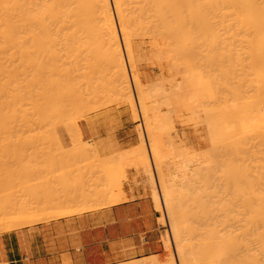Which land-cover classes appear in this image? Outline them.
<instances>
[{"label": "rangeland", "instance_id": "374dc122", "mask_svg": "<svg viewBox=\"0 0 264 264\" xmlns=\"http://www.w3.org/2000/svg\"><path fill=\"white\" fill-rule=\"evenodd\" d=\"M203 1V0H202ZM206 1V3H205V5L207 6L209 3L211 4V3H213V5L215 6V9H214V7L212 8L211 7V5H210V11H209V7H207L208 9H206V10H208V12L209 13H206L207 15L208 14H210L211 13V11H212V14H211V16L213 15V13H214V15L212 16V18H211V16L209 15V17L207 16V18H211L210 19V22H208L209 21V19H207V20H205V24H204V27H205V29H208L209 28V26H211V28L214 30V32L212 31V29L210 30V29H208V32H210V34H208L206 31H204V29H202L203 31H204V33H202V32H200V34L202 33L203 35L205 34V32H206V34H205V36L207 35V37L206 38H208V35H211L212 33H214V34H216V36H214L213 37V34L211 35L213 38H209V39H211V42H209L208 43V41H209V39H207L208 41H205L206 40V38H204L203 36H202V38H204L203 40H202V38L200 39V42L198 41V39L197 38H195V41L196 42H194L193 40H194V38L189 42L188 40H189V37H187V28H184L183 27V25L182 24H180L181 26H179V25H177V20L175 21L174 19H172V20H174L173 22L171 21V23H172V26H173V29H175L174 30V32H175V35L174 34H172V37H173V35L175 36L174 37V39L172 40V41H170L171 39H172V37L170 36L169 37V39H168V37L167 38H165V36L164 35H162V34H164L163 32H161L162 34V36H163V38L162 37H158V35L160 34V32H158V33H156V31L157 30H159V29H161V28H156L157 30L155 31V28H154V32H153V27L151 26V24H149V23H152V21L154 22V23H157V24H159V26L158 27H160V23H158V22H160V21H157V22H155V20H157V19H154V18H150V20H148V19H146V20H148V21H151V22H146V20L145 19H142V21L141 22H139V24H138V22L137 21H135V23L137 22V24H133L134 22H131V24L129 23V24H127V25H130L126 30H127V32L128 33H126V30H125V32L123 33V34H126L125 36H127V39L128 40H126L125 42L127 43L128 42V44L129 45H131V49H133V54H134V56H132V55H130V54H128L129 52H127L126 51V48H127V46H126V43L124 42V37L125 36H123V34L121 33V26H119L120 25V23L118 22V20H117V18H116V15H115V13H114V8H113V3H112V0H110V4H111V6H112V11H113V14H114V23H115V25H116V30L118 31L117 32V37H118V43H120L119 44V48H120V52H121V55H122V59H123V62H124V67H125V71H126V74H127V77H128V79H131V76H134L135 74L136 75H140L139 77H140V79L142 80V81H140V83H141V85H142V87L144 88V91H145V88H146V90H148L146 93L148 94H146V99H147V96H150L149 98H148V100H146L147 101V104H151V105H149L150 107V109L148 110L149 112L147 113V114H144L145 116H147V119H153L154 117H156L157 119L158 118H161V119H158V121L159 122H161V120L162 119H164L165 118V116H166V118L164 119V120H162L163 122L166 120L168 123H162L163 125H165V126H163V127H159V128H156V132H157V136H158V138H159V141H160V143H159V146L161 147V150L163 149V151L165 150V152H166V156H167V154H168V156L170 155V156H173V154L175 155V153L177 152V154L178 155H176V156H179L180 154V156L182 157V155L186 152V153H191V155L192 156H194V157H196L195 159H194V157H193V159H194V162L195 161H197V162H195L196 164H194L193 163V161H192V164H191V169H189V173H191V171H192V169H194V173L195 174H193V172L191 173L192 174V177H194V180H195V182L193 183V185L191 184L192 182H190L191 181V178H189V174H187L188 175V180L187 181H185V182H187L186 184H188V183H190L191 184V186L192 187H195L196 189H195V191L197 192V188H199V190L200 191H198V192H200L199 194H201L202 196H200V197H202V198H204V196L205 195H210V196H208V197H213L214 196V193L216 192L217 193V189L216 188H214V189H212V191H213V193L212 192H210L211 190V188H213V186L215 185V187H216V184H217V188L219 189V190H221L222 188H220V186L218 187V185L220 184H224V183H226L225 182V180H227L225 177H226V175L225 176H223L222 174H224V172L222 171L223 169H224V167H222V164H226V166L228 165L227 163L230 161L228 158H229V154H227V156H228V160L229 161H226L225 162V160L223 159V161L221 160L223 157H221L220 156V151H224L225 149H223L224 147H222V145L221 144H223L225 141L224 140H226V143H231V145H230V147L232 146L233 148L232 149H234L235 147H234V145H236V144H238V146H239V143H240V141H241V144L243 143V145L242 146H244V151H245V153L243 152V150H241L242 148H241V146L239 147L240 148V151H235L236 150V148L238 147L237 145H236V148H235V150H233L234 152H236V154L238 153L239 155H237V156H239L240 158H238V157H236V158H238V159H240L241 160V157L242 156H244V157H242V160H246L247 161V163L248 164H250V162L252 161V162H254L255 163V161H257V159L258 160H260L259 159V155L258 154H260V151H262V153L264 152V150L262 149L261 150V148H263L260 144H264L263 142H260V144H257L258 143V140L256 139L257 137L259 138V136H257V134L256 133H254L253 134V130H255L253 127H256V126H258V127H256V130H258V131H261V130H264V128L262 129V127H261V130H260V127H259V125H260V123H262L261 122V120L262 119H260V120H258L259 122V124H255L256 122H257V119H259L260 117L261 118H263V120H264V110L261 108V110H259V107H261V105H263L262 103V101H263V95H264V93L263 94H261L262 95V97L260 96V93H256L258 96H260L261 98V100L260 99H257V97H256V99L259 101H261L260 103H261V105H260V103L259 104H256V107H257V105H259L257 108H256V111H257V109L259 110V113H257L256 111H253V109H248L247 108V102L252 98L251 97V95L253 94V93H255V91L253 90V88H255V85H253V83H251V82H249V81H246V80H253L254 79V77H255V75H254V77H251V75H252V73H254V74H256L257 72H258V69L257 68H255L254 70H255V72H251L250 71V74L251 75H249V74H247L248 72H246V71H248V70H250L249 68H247V67H250V65H252L251 67H253V64H254V61H255V58H254V61L252 60V63H248V62H250L251 60H247L248 58L249 59H253V56H248L249 54H250V51H252L251 49H249L250 51H248V48H250V46L249 45H247V42H248V44H249V40L248 39H251V38H247L248 36H245V38H244V40H247L246 41V43H245V41H244V46H243V49H242V42H243V38L240 40H238V38H241V37H243V36H240V35H238V37L236 36V37H234V38H232V44L233 43H236V44H231L234 48H232V46L230 45V47L234 50H232L233 52H231V48H229V45H228V43H227V45H226V50L227 51H229V54L231 55V57L233 56V57H235V55H236V57H239V59H244L245 60V62H242V60H241V62H239V60L237 61V59L238 58H233V61H234V59H235V62H234V64L232 63L233 61L232 60H230L231 58H228L227 60L222 56L224 53H222V52H219V49H221V47H222V44H220V42L221 41H219V40H222V39H225V41H230L231 39H229L228 40V38L226 37H220V34L219 33H217L218 31H220V26H219V23H220V20H218V19H220L219 17H220V14L219 15H217V13H219V12H217L218 11V9L217 8H220V6L221 5H219V3L220 2H218V0H205ZM209 2V3H208ZM204 5V2L202 3V6ZM212 5V6H213ZM209 6V5H208ZM202 8H206V7H202ZM206 10H205V12H206ZM217 10V11H216ZM214 11V12H213ZM220 11V10H219ZM204 12V13H205ZM217 12V13H216ZM219 16V17H218ZM145 20V21H144ZM144 22L145 23H147V24H144ZM174 22H176L175 24H173ZM188 22V21H187ZM207 22L208 23H210L209 25H208V28L206 27L207 26ZM180 23V22H179ZM178 23V24H179ZM184 23V22H183ZM141 24V25H140ZM142 24H144L143 26H142ZM153 24V23H152ZM136 25V27H133V26H135ZM137 25H139V26H141V27H137ZM145 25H148V27H146ZM176 25H177V27H176ZM185 25H189L188 23H186ZM133 27V30H136L137 29V31H136V34H138V36L133 32V34H135V35H133L132 34V27ZM151 26V27H150ZM153 26L154 27H156L157 25H155V24H153ZM203 26V25H202ZM121 27V28H120ZM145 27V28H144ZM150 27V28H149ZM136 28V29H135ZM138 28H140V31L142 30V32H143V34L144 35H142V33L140 32V31H138L139 29ZM141 28H143V29H141ZM149 28V29H148ZM131 29V30H130ZM145 29L147 30V31H145ZM201 30V31H202ZM149 31H150V34H153V35H150L149 34ZM197 31V30H196ZM138 32V33H137ZM145 32H146V35H145ZM153 32V33H152ZM197 32H199V31H197ZM212 32V33H211ZM129 34H132V35H129ZM141 34V35H140ZM158 34V35H157ZM195 34H197V33H195ZM217 34H219V36H217ZM148 35H150V36H148ZM156 36V38H155V36ZM82 36H84V37H82ZM81 37L78 35V36H75L76 38H81V42H82V39H83V41L85 42V43H87V41L88 40H86L85 41V39H92V38H94V36L93 37H91L90 35H88L87 36V38H86V34H83ZM131 36V37H130ZM151 36H153V37H151ZM168 36V35H167ZM240 36V37H239ZM19 37V36H18ZM29 37V36H28ZM28 37H24V39H23V37L20 39V38H17V36L16 37H13L12 39H14V40H16V41H18L19 39V41H21L22 40V42H23V40H25V44L27 45L26 46V48L27 47H29V45L30 44H32L31 42L32 41H35V39L32 37V36H30L29 37V39H28ZM59 37H61V36H59ZM75 37H73V38H71V40L70 41H72V39H73V43H74V38ZM179 37H180V39H179ZM194 37H197V36H194ZM210 37V36H209ZM217 37V38H216ZM219 37V38H218ZM250 37V36H249ZM56 40L58 39V36L56 37H54ZM53 38V41L55 40ZM96 38V37H95ZM126 38V37H125ZM165 38V39H164ZM171 38V39H170ZM192 38V37H191ZM200 38V37H199ZM231 38V37H230ZM247 38V39H246ZM31 39H34V40H31ZM38 39H40V38H38ZM61 39V38H60ZM63 39H64V37H63ZM91 39H90V45L88 44L89 43V41H88V45L87 46H89V48L87 47V46H85V50H87V49H90V47H91V45L94 47V44H93V42H95L96 41V39H94L93 40V42H91ZM154 39H157L158 41L156 42V40H154ZM160 39V40H159ZM197 39V40H196ZM217 41V42H215V43H213V45L214 46H212L211 45V43H212V41L214 42L215 40ZM31 40V42H29L30 44H28V42H26V41H30ZM62 40V39H61ZM65 40V39H64ZM69 40V39H68ZM149 40V41H148ZM166 42H165V41ZM185 40H187V41H185ZM236 40V41H235ZM59 40H57V42L56 41H54V44H59L60 45V47H61V49L62 48H64V46H63V44H62V42H64V41H60V42H58ZM66 41V40H65ZM76 41H78L79 42V40H76L75 39V42ZM148 41V42H147ZM152 41H155V42H152ZM170 41V42H169ZM206 44V46H204L203 47V42ZM238 41H240L241 42V44H240V42H238ZM69 42V41H68ZM78 42H77V45H78ZM160 44H159V43ZM164 42H165V44H164ZM175 42V43H174ZM187 42V43H186ZM191 42H194L193 43V46L195 47V43H196V45L198 46V49H200L199 48V45H200V47L202 48L201 50H203V52L200 50V51H198V52H196V53H199V52H202L201 54V56L200 57H202L205 53H207L208 52V54L209 55H204L202 58H200V59H198L197 61H196V58H192V59H195V60H192V62H194V63H197V65H198V61L199 60H204V62L206 61H208L209 63L212 61V60H214L215 59V61H212L210 64H212L213 63V65H214V67H213V65H211L213 68H214V70H213V68H207L206 69V71L204 72V70L205 69H202L203 70V73H205V74H203L202 75V70H200L201 69V67L200 66H198V67H200V68H198L197 67V65H196V67L198 68V69H196V67H194L193 69L191 68V67H189L190 68V70L191 71H189L190 72V74H186V72L184 73L183 71H185L186 69H187V71L189 70V68H186L185 69V65H186V63H190V61H188L189 60V54L190 53H188V52H190V47H192V43ZM62 44V46H61V44ZM96 43V42H95ZM101 44H103V42L101 41L100 42ZM150 43V44H149ZM152 43V44H151ZM158 44V45H156V44ZM164 45H162V44ZM203 43V44H202ZM225 43V42H224ZM229 43H231V42H229ZM56 44V45H57ZM82 44V43H81ZM127 44V45H128ZM155 44V45H154ZM171 44V45H170ZM191 44V45H190ZM209 44V45H208ZM218 44V45H217ZM221 45V47H219L220 45ZM55 45V46H56ZM84 45V44H83ZM162 46V48H161V46ZM166 45H167V47H166ZM190 45V46H189ZM207 45H208V48H207ZM224 45V44H223ZM235 46L236 47H238V46H240V47H238L237 49L235 48ZM9 49H11V47L10 46H7ZM7 47H5L6 48V50H3V48H1L0 50H3V52H0V57H1V60L4 58V57H9L10 55H11V50H12V58L11 59H8L7 57V59L6 58H4L5 60H3L5 63L7 62L6 60H8L9 62H7V66L6 67H8V64L10 65V64H12L11 66H13L12 68H16V69H13L12 70V68L11 67H9L10 69L8 70V68L7 69H4L3 67L5 66V65H3V61H1L0 60V69H2L1 71H2V73L3 72H5L4 73V75L1 73V71H0V80H3V79H7L6 80V83L4 82L3 84L5 85V87H4V85L2 84V82L0 83L1 85H0V102H1V100H2V97L3 96H5L4 94V92H7V96L6 97H4L3 98V100H2V104L3 105H6V102L7 103H9V100H11V98H13L14 96L13 95H15L16 93H17V87H18V85H19V87H18V90L19 91H23L22 93H27V92H24V91H26V89H24V88H27L26 87V84H27V82L28 81H30L31 80V78L30 77H33V75H34V73H36L37 75L38 74H40L41 72L40 71H37V72H40V73H37V72H34V67H32V65H30V62H29V60L27 61L26 59H25V57L27 58V56L29 55V53L28 54H24L23 52L25 51V49H21L20 47L21 46H13L12 47V49L9 51V49H7ZM22 47H23V45H22ZM32 47V46H31ZM60 47L58 48V46L57 47H55V49H54V52H53V54H50L52 57H53V59H52V61L54 60V61H56L55 60V58L54 57H56V59H58V57L60 56V58L61 57H63V60H62V58H61V60L59 59V60H57L58 62L60 61V62H63V61H65L66 62V66L64 65L63 67H62V70L60 69V70H56L55 71V69L53 70V69H51V72H48V73H50L53 77L54 76H56L55 78L56 79H61L60 78V76L58 77L57 75H58V73L59 72H61V71H64L65 73L66 72H69L68 71V69L69 70H72L74 67H73V65H72V63H70V66H69V63H67V62H70L71 60L72 61H74L75 59H76V57H77V59L75 60V62L77 61L78 63H79V61H80V64L79 65H83V64H81V63H84L83 62V60L85 61H88L89 62V60L91 61L93 58H91V59H80V57L81 58H83V57H85L86 58V56L87 57H89V52L91 51V50H93L92 49V47H91V49L90 50H88V51H85L84 49H83V47H82V45L80 46V48L82 47V49L81 50H79V52H78V54L80 55V53H81V55H80V57L79 56H76V55H78V54H74L73 55V53L72 52H69V51H66V48H64L65 49V51H61L60 53H62V52H66L67 53V55H66V53H62V54H65L66 56H64V55H62V54H57V53H59V51L61 50L60 49ZM102 48L104 47L103 45L101 46ZM189 47V48H188ZM192 48L194 51H197V50H195V49H197L196 47L195 48ZM210 47V48H209ZM246 47H248V48H246ZM33 48V47H32ZM31 48V49H32ZM144 48V49H143ZM166 48V49H165ZM167 48H168V50H167ZM170 48V49H169ZM211 48H213V49H211ZM223 48V47H222ZM240 48V49H239ZM18 49H21L20 50V52H19V50ZM56 49H57V51H56ZM105 49V48H104ZM139 49V50H138ZM142 49V50H141ZM161 49L164 51V53L161 51ZM175 49V50H174ZM192 49H191V51H192ZM63 50V49H62ZM129 50V49H128ZM166 50V51H165ZM207 50V51H206ZM209 50V51H208ZM214 52H213V51ZM216 50V51H215ZM218 50V51H217ZM222 51L224 50V48L223 49H221ZM226 50H224V52H226ZM237 50H239V51H237ZM248 52H246V51ZM8 51L10 52V54H9V56L5 53V52H7L8 53ZM29 51L31 52V50H30V48H29ZM42 51V50H41ZM41 51H40V53H41ZM57 53H56V52ZM78 51V50H77ZM184 51V52H183ZM194 51H192V53H194ZM205 51V52H204ZM235 51H237L236 53H235ZM241 51H243V52H241ZM25 52H27V49H26V51ZM32 52H33V50H32ZM31 52V53H32ZM34 52H36V51H34ZM33 52V53H34ZM45 53H43L44 55H46V51H44ZM85 52V53H84ZM167 52V53H166ZM216 52V53H215ZM219 54H218V53ZM242 53V54H240V53ZM244 52H246V53H244ZM32 53V54H33ZM39 53V52H38ZM40 53L38 54V55H36L35 57H40L41 55H40ZM48 53H50V52H48ZM54 53L55 54H57V56H54ZM68 53H69V55H68ZM70 53H72L71 55H73L74 57H75V59H74V57L73 58H69V57H71L70 56ZM82 53H83V55H82ZM162 53V54H161ZM166 53V54H165ZM196 53H194V54H196ZM204 53V54H203ZM212 53V54H211ZM214 53V54H213ZM221 53H222V55H221ZM252 53H253V55H254V52L252 51ZM22 54H24V55H22ZM36 54V53H35ZM34 54V55H35ZM42 54V53H41ZM87 54V55H86ZM91 55H90V57L92 56V54H93V52L92 53H90ZM211 54V55H210ZM228 54V55H229ZM239 54V55H238ZM4 55H6V56H4ZM26 55V56H25ZM34 55H32L33 57H34ZM50 55H47V56H49V57H47L46 56V58L42 55V57H44V60H46V59H50ZM59 55V56H58ZM84 55H86V56H84ZM99 55H103V53H101V54H99ZM167 55V58L165 57ZM187 55V56H186ZM199 55H200V53H199ZM213 55V57H211ZM221 56V57H223L222 59H219V57L217 56L216 58L218 59V60H216V58L214 57V56ZM229 55V56H230ZM250 55H252V54H250ZM3 56V57H2ZM20 56V59L18 58ZM24 56V57H23ZM30 57L32 60H33V57ZM69 56V57H68ZM93 56H94V54H93ZM98 56V55H97ZM130 56H132V57H130ZM157 56V57H156ZM170 56V57H169ZM193 56H197V55H193ZM248 56V57H247ZM23 57V58H22ZM34 57V58H35ZM41 57V59L43 60V58ZM51 57V58H52ZM64 57H68L67 59L68 60H65L64 59ZM103 57V56H102ZM102 57H100V58H102ZM127 57H129V58H127ZM134 57V58H133ZM161 57V58H160ZM163 57L165 58V61H164V59H163ZM188 57V58H187ZM207 57V58H206ZM211 57V58H210ZM242 57H244V58H242ZM255 57H257L256 56V54H255ZM10 58V57H9ZM15 58V59H14ZM23 60H22V59ZM99 58V59H100ZM208 58H210V60L208 59ZM227 58V57H226ZM40 59V58H39ZM74 59V60H73ZM80 59V60H79ZM128 59H132V62L135 64V66H134V64H132L131 63V60H128ZM133 59H134V61H133ZM136 59V60H135ZM167 59V60H166ZM207 59V60H206ZM259 58L257 57L256 58V61L258 60ZM10 60H14V61H17L14 65H13V61H11L10 62ZM22 60V61H21ZM28 62V64H26V63H23V61L24 62H26V61ZM43 60V61H44ZM229 60V61H228ZM243 60V61H244ZM48 61H51V60H48ZM130 61V62H129ZM168 61V62H167ZM196 61V62H195ZM220 61H222V62H224V61H228V63H231V64H228V65H232L233 64V66H231V67H233V69L230 67V66H228L227 65V63L226 62H224V63H226V64H222V66L227 70V73H228V75L230 74V73H232V74H234V75H232V74H230V76L229 77H226V75L224 76V77H222L223 76V70H221V69H219L218 67L216 68V66H215V64L214 63H216L217 64V66H220L221 65V63L218 62ZM248 61V62H247ZM255 61V62H256ZM3 62V63H2ZM20 62V63H19ZM44 62H46V61H44ZM88 62H86L88 65H89V63ZM171 62V64H169ZM203 61H201V63H202ZM202 63V67H203V64L205 65L204 67L206 68V66H207V63L205 64V63ZM237 62V63H236ZM21 63H22V65H21ZM85 63V64H86ZM163 63V64H162ZM178 63V64H177ZM187 64V67H188V65L189 66H192V64L193 63H191V65L190 64ZM200 63V62H199ZM200 63V64H201ZM209 63H208V65H209ZM236 63V64H235ZM240 63V64H239ZM247 63H248V65H247ZM256 63H258V61L256 62ZM20 64V65H19ZM25 64V65H24ZM46 64H48L47 62H46ZM84 64V65H85ZM85 65V66H88V65ZM131 64L133 65V66H131ZM219 64V65H218ZM246 64V65H245ZM250 64V65H249ZM16 65L17 66H19V67H16ZM26 65H28V66H26ZM83 65V66H84ZM91 65V66H90ZM89 66L91 67L90 68V70L91 71H89V69H88V67L86 68L85 66H84V72L85 73H83V66H81L80 68V70L79 71H82V74L84 75H82L81 74V72H79L78 73V75L79 76H81V77H79V76H77L76 78H75V81H72L69 85H70V87H69V85H68V87H69V89H68V87H67V85H66V87H67V90H66V88H64L65 86H64V83H63V87H61V89H65L64 91L66 92H61L62 94H60L61 95V97L63 98H59V99H61L62 101L61 102H63V103H65L66 102V104L65 105H62L61 104V102L59 103V102H57L58 104H55V105H59L58 107H59V109H58V111L59 112H57V109H56V111L55 112H50V110H47V111H44L43 113H39V112H35V111H33V108H32V106L30 105V104H25V102L26 103H28V98L25 96L26 94H24L23 96H25V97H23V99H22V102H24V106H25V110H28L29 109V111H26V113H25V111H23V113H24V115L22 114V112H20V109H19V111L17 110V112H16V115L15 114H13L12 115V119L10 118L9 120L12 122V123H10L9 124V126H10V128L9 129H5V128H3V131H2V129L0 130V235H2V234H4V233H6V232H9V231H11V230H15V229H20V228H22V227H25V226H32V225H34V224H37V223H39V222H47V221H50V220H52V219H56V218H58V217H60V216H64V215H70V214H80V213H84V212H87V211H92V210H97V209H100V208H103V207H108V206H111L110 204H109V200H108V198L106 197V195L104 196V198L102 197V195H100V192H99V190H100V188H102V186H104V185H106V183H108V181H110V182H112V184H116V182L114 183L113 181H111L112 179V177H114V178H116V180L115 181H117V183L121 186V191H123V194L124 195H126V194H130V197L129 198H127V199H123L122 201H125V200H128V199H131V198H134V197H146V198H150L152 201H153V203H154V206H155V208H156V210L158 211V213H159V219H158V222H159V224H160V233H159V244H160V247L158 248V250L156 251V252H153V253H150V254H147V255H145V256H141V257H139V258H133V259H126V260H121V261H118V262H115V263H113V264H129V263H133L134 264V262L136 263H144L143 261H145V262H147L148 260L150 261V260H152V263H154V264H179L180 263V261H178L179 259H178V257L176 256L177 254H176V250H177V248H176V245H174V243H173V240H172V235H171V231H170V229H169V224H168V221L167 220H165L164 219V214H163V209L161 208L162 206L160 205V203H159V201L157 202V204L155 203L156 201H155V199L152 197V195H151V192H150V190L148 189L149 187L147 186V187H144L143 188V186H141L140 187V185H138V187H137V185H135L134 183H129L130 182V176H131V178L133 177L132 176V173H134V170L136 169V166H135V168H134V166L133 165H135L134 163V159H133V154H132V151H133V149H141L142 151H144V153H146V155L148 156V147H147V144H146V142L143 140V128H142V122H144V125L146 124H148L147 126L145 125V128H146V130L147 129H149L148 128V126H149V124H150V126H151V124H152V126H154V124H157L158 125V123L159 122H157V120H156V118L155 119H153V122H151V121H146V117H144V115H143V113H142V117H143V120L141 119V117H140V114H138L139 112H138V109H137V106H136V100H135V90H137V88L135 87V82H134V87H133V85H131V84H129L130 85V87H129V91H127V92H129L128 93V95H130V99H131V102H133V105H134V107H135V113L132 111H130V107H129V103H128V95H126L125 93H122V91H121V89H120V86L118 87V89H117V85H118V82L116 81V79H114V77H115V74H112L113 72H114V70L112 71V69H114V68H108L107 66L106 67H104L103 68V66H102V69H101V66L99 67V71H97V69L98 68H96V67H94V66H92V64H90ZM104 65V64H103ZM164 65V66H163ZM166 65V66H165ZM168 65H170L169 67H170V69H167L166 70V67H168ZM194 65V66H195ZM234 65H235V69H234ZM257 65V64H256ZM3 66V67H2ZM15 66V67H14ZM21 66V67H20ZM25 66V67H24ZM225 66H227V67H225ZM237 66V67H236ZM240 66V67H239ZM258 66V65H257ZM66 67H68L67 68V71H66V69L65 68ZM70 67H73V68H70ZM93 67L96 69H94L93 70ZM168 67V68H169ZM178 67H179V70H178ZM182 67L185 69H182ZM209 67V66H208ZM242 67V68H241ZM246 67V68H245ZM250 67V68H251ZM254 67H255V64H254ZM17 68H20V69H17ZM22 68V69H21ZM34 68V69H33ZM216 68V69H215ZM222 68V67H221ZM238 68V69H237ZM241 68V69H240ZM245 68V69H244ZM86 69H88L87 71H85ZM107 69H109V71H107ZM134 69V70H133ZM209 69V71H207ZM218 69L221 71H218ZM223 69V68H222ZM230 69V70H229ZM240 69V71H238ZM248 69V70H247ZM256 69H257V72H256ZM5 70V71H4ZM6 70H8V71H6ZM10 70H12L11 72H10ZM18 70V71H17ZM47 69H45V71H43V73L45 72V75H46V71ZM53 70V71H52ZM105 71V72H107V76H104V74L106 75V73L105 72H103V71ZM168 70H170V71H168ZM195 70H198V71H195ZM210 70H212V71H214L215 72V70H216V72L217 73H219V77H218V74H216V72H215V74H214V72L212 73V71H210ZM225 70V71H226ZM231 70H233V71H231ZM13 71H14V73L16 74H12L11 75V73H13ZM48 71H50V70H48ZM93 71V72H92ZM96 71V72H95ZM101 71V72H100ZM112 71V72H111ZM136 71L138 72V73H136ZM192 71H194V72H192ZM245 71V72H244ZM260 71V70H259ZM7 72H8V74H7ZM10 72V73H9ZM34 72V73H33ZM52 72L53 73H55V74H52ZM64 72H62V74H64ZM108 72H110V73H108ZM135 72V74H133ZM180 72V73H179ZM181 72H182V75H181ZM21 73V74H20ZM47 73V74H48ZM88 73V74H87ZM92 73V74H91ZM93 73H95V76H96V78H94L95 76H94V74ZM171 73V74H170ZM180 75H179V74ZM184 73V74H183ZM191 73H192V75H191ZM196 74L197 75V77H198V79L201 81V80H203V81H199L200 82V84H201V87H200V84L197 82V84H196V82H194L195 80H193V81H191V79H190V82L188 81L189 80V78L191 77L192 79H194V74ZM225 74H226V72H224ZM20 74V75H19ZM30 74H32V75H30V77H29V75ZM57 74V75H56ZM61 74V73H60ZM85 74L86 75H88V77L87 76H85ZM91 74V75H90ZM133 74V75H132ZM198 74L201 76V79L199 78V76H198ZM220 74H222V76L220 77ZM240 75V76H237V75ZM242 74V75H241ZM245 74V75H244ZM257 74H259V73H257ZM11 77H10V76ZM25 75V76H24ZM26 75H28V76H26ZM111 75H113L114 77H112ZM161 75V76H160ZM170 75H172L173 77H171ZM185 75H186V78L188 77L187 75H190L189 77H188V80L187 79H185ZM195 75V76H196ZM205 75V76H204ZM209 75V76H208ZM214 75H216L218 78H219V80H221V83H222V79H223V82L225 81H229L228 83H229V86L228 85H223V87H229V89H230V87H231V89L230 90H232L234 87H236L239 91H241V93H240V96H239V94H237L238 96H239V98L238 99H236V94L234 95L233 94V92H231V91H226L224 88L222 89V90H225V91H223V92H221L220 91V87H222V84H220V81H215V79L216 80H218V78H216ZM227 75V76H228ZM247 75H249L250 76V79L247 77ZM2 76V77H1ZM13 76H15V77H17V76H20V78L21 79H19V77H17V78H14ZM165 76V77H164ZM184 78H183V77ZM233 77V78H230V77ZM235 76H237V77H235ZM242 76V77H241ZM246 76V77H245ZM257 76V75H256ZM259 76V75H258ZM257 76V78L260 80V81H262V79H260L259 77ZM6 77V78H5ZM10 77V78H9ZM13 77V78H12ZM30 78V80H29V78ZM91 77H93V78H91ZM168 77V78H167ZM196 77V78H197ZM215 77V78H214ZM225 77L228 79V78H230L229 80H224L225 79ZM239 77V78H238ZM244 77V78H243ZM1 78H3V79H1ZM11 78L12 79H14V81H12L11 80ZM26 78H28V79H25ZM84 78H85V80H84ZM88 78V79H87ZM106 78H108L107 80H105ZM133 78V77H132ZM167 78V79H166ZM170 78V79H169ZM212 78V79H211ZM252 78V79H251ZM256 78V77H255ZM256 78V80H258ZM23 79V80H22ZM114 79V80H113ZM172 79H173V81H172ZM184 79V81L182 82V80ZM205 79H207V80H205ZM212 80V81H209V80ZM233 79H236L237 80V83H236V80H234L233 81ZM12 81V83L10 84V82ZM25 80V81H24ZM28 80V81H27ZM109 80V81H108ZM180 80V81H179ZM186 80H187V82L188 83H191V82H193L194 84H190V87H189V84L186 82ZM214 80V81H213ZM232 80V81H231ZM242 80V82H240L239 83V81H241ZM244 80V81H243ZM255 80V79H254ZM253 80V81H254ZM256 80H255V82H256ZM4 81V80H3ZM10 81V82H9ZM16 81V82H15ZM21 81V82H20ZM23 81V82H22ZM27 81V82H26ZM176 81H177V83L179 82L180 83V85H178V84H176ZM15 82V83H14ZM24 82H26V83H24ZM75 82V83H74ZM108 82V83H107ZM114 82H115V84H114ZM117 82V83H116ZM130 82H131V80H130ZM129 82V83H130ZM182 82V83H181ZM204 82V83H203ZM208 82V83H207ZM213 82V83H212ZM219 82V83H218ZM224 82V83H225ZM245 82H247V83H245ZM263 82V81H262ZM261 82V83H262ZM7 83H9L10 84V87H9V84H8V88H9V90L8 91H10V93H11V91H15L14 93L12 92L11 94L7 91V89H5V88H7ZM16 83H17V87H16ZM20 83H22V84H20ZM24 83V84H23ZM72 83H73V86H72V88H71V85H72ZM186 83H187V85H186ZM232 83V84H231ZM235 83V84H234ZM15 84V85H14ZM28 84H29V82H28ZM181 84H185L186 85V87H184V85H181ZM198 85V87L197 88H199L198 90H197V88H196V85ZM205 84V85H204ZM208 84V85H207ZM218 84V85H217ZM241 84V85H240ZM21 85H22V87H21ZM24 85H25V87H24ZM57 85V84H56ZM172 85H173V88H174V90H172L173 92H175V90H176V92H177V94L176 93H172V91H171V89L170 88H172ZM215 85H216V87H218V91L216 92V87H215ZM239 85H240V87L241 88H239ZM259 83H258V89H260L259 88ZM12 87V88H11ZM16 87V88H15ZM21 87V88H20ZM35 87H36V85H35ZM35 87H33L34 89V91L32 90V99L33 100H35V99H37V100H39L38 99V97L39 96H36V95H38L37 94V92L39 91V88H38V90H36V88L38 87V85H37V87L35 88ZM54 87V86H53ZM52 87V85H51V87L50 88H52V89H54V90H56V88L54 87L53 88ZM180 87H182V88H180ZM185 88V91H184V88ZM192 87V88H191ZM193 87H194V89L196 88V90L197 91H199V92H197L196 94H195V91H194V89H193ZM203 87V88H202ZM213 87H214V90H213ZM262 87H264V85H263V83H262ZM261 87V88H262ZM2 88H4V89H2ZM10 88L11 89H13V90H10ZM14 88L16 89V90H14ZM29 88V87H28ZM27 88V89H28ZM32 88V87H31ZM50 88L48 89L47 88V91H50ZM135 88V89H134ZM172 88V89H173ZM186 88H187V91H186ZM190 88V89H189ZM220 88V89H219ZM23 89V90H22ZM51 89V90H52ZM116 89V90H115ZM169 89H170V92L173 94L172 96H171V94L169 95V93L170 92H168L169 91ZM201 89V90H200ZM257 89V88H256ZM257 89V90H258ZM3 90H4V92H3ZM6 90V91H5ZM37 92H36V91ZM70 92H69V91ZM118 90V91H117ZM189 90H191V91H189ZM213 90V91H212ZM234 90H235V92L237 91V93H238V90H236L235 88H234ZM263 90V89H262ZM262 90L260 89V91L262 92ZM18 91V93H20V95L22 94L21 92H19ZM67 91L71 94V97L73 98H71L70 97V94H68L67 93ZM73 91V93H71ZM167 91V95H165V92ZM211 91V92H210ZM219 91H220V93H219ZM41 92V90L39 91V93ZM126 92V91H125ZM164 92V93H163ZM181 92V93H180ZM182 92H185V94L187 95H185L184 97L182 96L183 94H182ZM187 92V93H186ZM189 92V93H188ZM214 92H215V94H214ZM257 92V91H256ZM4 93V94H3ZM10 95H9V94ZM18 93L16 94V95H18ZM181 95H180V94ZM191 93V94H190ZM195 94L194 96L192 95V94ZM199 93V94H198ZM202 93V94H201ZM203 93H204V95H203ZM218 93V94H217ZM2 94H3V96H2ZM65 94H67V95H65ZM73 94V95H72ZM150 94V95H149ZM174 94H176V95H178V96H175ZM189 94H190V96H189ZM208 95V96H206V95ZM210 94V95H209ZM219 96V94H220V98L218 99L217 98V100H218V103H220V104H218V103H215L216 101H214L215 99H216V97H217V95ZM256 94H254V95H256ZM9 95V96H8ZM16 95H15V97H16ZM40 95V94H39ZM126 95V96H125ZM169 95V96H168ZM216 95V96H215ZM222 95V96H221ZM254 95H252L253 97H254ZM2 96V97H1ZM10 96H11V98H10ZM28 96V95H27ZM67 96H69L68 98H67ZM189 96V97H188ZM191 96H193V97H191ZM208 97V98H210V99H208V98H206V97ZM212 96V97H211ZM8 97L10 98L9 100H8ZM37 97V98H36ZM41 97V96H40ZM39 97V98H40ZM60 97V96H59ZM65 97V98H64ZM126 97H127V99H126ZM161 97V98H160ZM165 97V98H164ZM171 97V98H170ZM172 97H174V98H177V99H174V98H172ZM182 97V98H181ZM186 97H188V98H190L189 100L186 98ZM71 98V99H70ZM193 98H195L194 100H193ZM203 98V99H202ZM205 98V99H204ZM224 98L225 99H227V101H225L224 100ZM241 98V99H240ZM27 99V100H26ZM66 99V100H65ZM209 101H211L212 100V102H213V104H211L212 102H209ZM214 99V100H213ZM254 99V98H253ZM7 100V101H6ZM71 100V101H70ZM74 100V101H73ZM175 100H177V101H175ZM178 100H181V101H179L178 102ZM183 100H186L185 102H184V105H182L181 103H182V101ZM206 100V101H205ZM3 101L5 102V104L3 103ZM60 101V100H59ZM68 101H70V102H68ZM254 101H256V100H254ZM19 103L18 104V106L19 105H21V107L22 108H24V106H23V103ZM174 102V103H173ZM178 102V103H177ZM188 102L190 103V105H191V108L189 107L190 105L188 104ZM204 102V103H203ZM206 102H208L207 103V105L209 104V106L208 107H210V105H211V108H212V106H216L217 104L218 105H222L223 103H225L226 104V108H228V109H226V112H227V114H228V112H229V110H230V112H232L233 110H235V112H236V109H233L232 110V108H233V106H232V108H231V106H228V105H233L234 104V107H236V105H235V103H241V102H243V103H246L245 104V106L246 107H244V108H247L248 110H250V113L249 114H247L246 112L248 111V110H246L245 111V109H244V111H245V113L247 114V115H250L251 114V116H254L253 115V113L251 112V111H253L254 112V114L255 113H257V115L259 116V118H257V116H256V114H255V116H256V118H252L251 116H250V118L249 119H251V120H253V122L251 121V120H248V117L249 116H246V114H245V116L243 117L242 115H244V114H242L241 112L243 111L242 109H241V112H240V114L239 115H236V116H238V118H236V119H239L241 116H242V119H246V121H245V123L247 122L248 123V121H250L251 123L249 124H246V125H248V127H246L245 125H242V126H240L242 123L240 122V123H238L237 125H239L240 127H241V130H240V127H239V130L238 129H236V128H238V126L235 128L234 127V125H232L233 123H230V125L232 126V127H234V128H232V129H228V128H231L230 127V125H229V127L227 126L228 125V121H226V119H225V121H223L222 120V118L223 117H226L227 116V114L224 112L225 110H223L222 112H223V114H224V116L222 117L221 115H223V114H221L222 112L221 111H219V109L217 108L218 107V105L215 107L216 108V111H212L211 112V110H213V108L212 109H208L209 111H207V105L205 106L204 104H206ZM0 103V104H1ZM30 103V102H29ZM72 103H74L73 105H72ZM249 103H250V101H249ZM248 103V105H250V107H251V105L252 104H249ZM251 103H254V102H252L251 101ZM175 104H177V105H175ZM179 104V105H178ZM181 104V105H180ZM185 104L189 107H187V106H185ZM28 105H30L31 107H29ZM61 105V106H60ZM242 105V104H241ZM2 105H0V107H1ZM26 106H28L29 108H26ZM51 106V105H50ZM67 106H70V107H67ZM72 106V107H71ZM152 106H153V110H152ZM192 106H194V109H192L193 107ZM244 106V105H243ZM255 106V105H254ZM253 106V107H254ZM20 107V108H21ZM57 107V106H56ZM57 107V108H58ZM66 108V109H64V108ZM125 107H127L128 109L126 110L125 109ZM238 107V106H237ZM236 107V108H237ZM240 107V106H239ZM249 107V108H250ZM30 108H32V111H31V109ZM69 108H71V109H69ZM187 109V110H189V109H192V110H189V111H185L184 109ZM222 108H224V107H221V109ZM231 108V109H230ZM241 108V107H240ZM54 109H55V107H54ZM124 109H125V111H124ZM155 109H156V111H155ZM169 109V110H168ZM171 109V110H170ZM24 110V109H23ZM35 110V109H34ZM62 110V111H61ZM66 110V111H65ZM123 110V111H122ZM131 110H132V108H131ZM151 110V111H150ZM184 110V111H183ZM215 110V109H214ZM232 110V111H231ZM54 111V110H53ZM165 111V112H164ZM166 111H168V113H166ZM218 111V113L216 114L215 112H217ZM238 111H240V110H238ZM263 113H262V112ZM143 112V111H142ZM158 112H160V113H162V112H164V114H163V117L161 116L162 114H160V113H158ZM195 114H194V113ZM207 112H209V113H207ZM219 112H221L220 113V115H219ZM230 112H229V114H230ZM234 112V111H233ZM154 113V114H153ZM155 113L156 114H158L157 116L155 115ZM166 113V114H165ZM170 113V114H169ZM193 113V114H192ZM214 113H215V115H214ZM239 113V112H238ZM237 112H236V114H238ZM260 113H261V115L263 114V116H261L260 115ZM20 114V115H19ZM22 114V115H21ZM151 114H153L152 116H151ZM167 114H168V116L170 117V118H167L168 116H167ZM211 114V115H210ZM228 114V115H229ZM232 114V113H231ZM231 114L229 115V116H231ZM242 114V115H241ZM155 115V116H154ZM219 115V119H218V116ZM226 115V116H225ZM233 115H235V113L233 114ZM241 115V116H240ZM15 116V117H14ZM149 116V117H148ZM151 116V117H150ZM160 116V117H159ZM186 116V117H185ZM191 116V117H190ZM220 116H221V120H220ZM235 116V117H236ZM240 116V117H239ZM140 117V118H139ZM197 117V118H196ZM207 117H211V119H210V121H208L207 119ZM216 118V121H217V119L219 120V122L218 123H216L217 125H214L212 122L214 121V120H212L213 118ZM246 117V118H245ZM191 118V119H190ZM214 118V119H215ZM228 118V117H227ZM168 119V120H167ZM171 119V120H170ZM232 118L230 117V120H231ZM235 119V118H234ZM233 119V121H235ZM241 119V118H240ZM239 119V120H240ZM145 120V121H144ZM170 120V121H169ZM193 121V122H190V121ZM208 122H210L211 124H212V126H213V129H215V128H218V129H216L217 131H212V128H211V130L209 131V128H207V121ZM227 120H229V118L227 119ZM229 120V121H230ZM244 120H242V122L244 123ZM248 120V121H247ZM262 120V121H263ZM156 123H155V122ZM165 121V122H166ZM215 121V122H216ZM220 121L222 122H227L226 124V126H225V128L222 126V124H221V126L225 129V131H227V132H225V133H227V134H224V132L222 133V132H220V130H219V128L220 129H222V131H224L223 130V128L222 127H220L219 126V124H220ZM232 121V120H231ZM230 121V122H231ZM237 121V120H236ZM147 122V123H146ZM214 122V123H215ZM238 122V121H237ZM264 122V121H263ZM244 123V124H245ZM253 123V126L251 125ZM160 124V123H159ZM198 124V125H197ZM235 124V123H234ZM209 125V124H208ZM251 125V126H250ZM8 126V127H9ZM149 126V127H150ZM151 126V127H152ZM243 126H245L246 128H247V130H244L245 128L243 127ZM7 127V128H8ZM228 127V128H227ZM250 127H251V131L249 130L250 129ZM1 128V127H0ZM140 128V129H139ZM249 128V129H248ZM253 128V129H252ZM258 128V129H257ZM5 129V130H4ZM152 129H153V127H152ZM158 129V130H157ZM228 129V130H227ZM243 129V130H242ZM8 130V131H7ZM219 130V131H218ZM154 131H155V128H154ZM149 132V130L148 131H146V133H148ZM211 132V133H210ZM220 132V133H219ZM255 132H257V131H255ZM263 132V131H262ZM155 133V132H154ZM214 133V134H213ZM259 133V132H258ZM264 133V132H263ZM139 134H140V136H139ZM156 134V133H155ZM211 134H212V137H211ZM255 134H256V136L257 137H255ZM262 134V133H261ZM226 135V136H225ZM79 136V137H78ZM141 136H142V138H141ZM211 137V138H209V137ZM264 136V135H263ZM148 142H149V139H150V137H149V134H148ZM210 139V142H209V139ZM224 138H226V139H224ZM80 140V142H79V140ZM161 139V140H160ZM220 139V140H219ZM260 139V138H259ZM214 140V141H213ZM217 140V141H216ZM261 140H263V137L261 136ZM76 143H75V142ZM161 141H162V144H161ZM223 141V142H222ZM213 142V143H212ZM237 142H239V143H237ZM75 143V144H74ZM82 143H84V144H82ZM89 143V144H88ZM116 143H118V145H116ZM211 143V144H210ZM96 144V145H95ZM225 144V143H224ZM223 144V145H224ZM91 146L90 148H89V146ZM210 145V146H209ZM260 145V146H259ZM77 146V147H76ZM82 146V147H81ZM88 146V147H87ZM163 146H164V148H163ZM222 147V150H221V148H218V151L217 150H213V149H215V147ZM229 146V145H228ZM86 147V148H85ZM106 148L105 150H103V149H101V148ZM210 147V148H209ZM94 148V149H93ZM97 148H100L99 149V151H97ZM208 149L209 151H211L210 149L211 148H213L212 149V152L210 153L208 150V152L207 151H204L205 149ZM225 148H226V146H225ZM238 148V149H239ZM258 148V149H257ZM171 149L173 150V152L171 151ZM179 149V150H178ZM204 149V150H203ZM217 149V148H216ZM229 150H230V148H228ZM201 150L203 151V155H201V154H199V153H202L201 152ZM258 150H260L259 152H258V154L257 153H255L256 151H258ZM162 151V152H163ZM178 151H180V153H178ZM200 151V152H199ZM255 151V152H254ZM165 152H163V154L165 153ZM170 154H169V153ZM175 152V153H174ZM196 152H198L197 154H196ZM204 152H207L209 155H206L207 153H205L204 154ZM217 152V153H216ZM228 152V151H227ZM240 152V153H239ZM253 152L255 153L254 155H253ZM130 153L132 154V155H130ZM171 153H173L172 155H171ZM216 155H214V154ZM243 153V155L241 156V154ZM261 153V154H262ZM210 154L212 155V156H210ZM219 154V155H218ZM223 154H225V152H223ZM225 154V155H226ZM257 154V159L254 157L255 155ZM260 154V155H261ZM200 155V156H199ZM206 155V157L208 156H210V157H212L211 159H213L212 161H211V163H212V165H210V167H208L209 166V164H211L210 163V157L209 158H205V157H202V156H205ZM221 155H222V153H221ZM232 155H234L233 153H232ZM231 155V156H232ZM170 156L168 157V160H170ZM179 156V157H180ZM199 156V157H198ZM214 156V157H213ZM227 156H225V157H227ZM263 156H264V153H263ZM127 157V158H126ZM130 157V158H129ZM219 157H221V159L219 158ZM224 157V158H225ZM233 157V156H232ZM120 158V159H119ZM122 158V159H121ZM149 158V157H148ZM172 158V157H171ZM173 158H174V156H173ZM172 158V159H173ZM178 158V157H177ZM203 158V159H202ZM216 158V159H215ZM218 158H219V161H221V162H224V163H218ZM231 158V157H230ZM234 158H235V155H234ZM234 158H231L232 160L231 161H233L234 160ZM236 158H235V160H236ZM264 158V157H263ZM263 158H261V160H263L264 161V159ZM118 159L120 160V161H118ZM131 160V162H129L130 160ZM166 159H167V157H166ZM175 159H176V157H175ZM174 159V161H176ZM204 159H206L207 161H206V163L204 164V163H202V161L201 160H203V162H205V160ZM226 159V160H227ZM236 160V162L238 161H240V160ZM129 160V161H128ZM179 160V159H178ZM177 160V161H178ZM200 160V161H199ZM123 161H125V162H123ZM173 161V163H175ZM216 161H217V163H218V165L220 166V168H223V169H221V170H219V171H221V173L219 174V171H214L213 170V168L215 169V166H216V169L219 167L218 165H217V163H216ZM118 164H116V163ZM123 162V163H122ZM132 162H133V164H132ZM172 162V161H171ZM200 162L202 163V164H200ZM209 162V163H208ZM234 163V164H237V163ZM240 162H242V161H240ZM260 162V165H261V162L262 161H259ZM122 163V164H121ZM124 163H126V164H124ZM132 164V165H127V164ZM151 162L149 161V164H150ZM200 164V165H198V164ZM216 165H215V164ZM232 163V162H231ZM245 163V162H244ZM263 163V162H262ZM125 166H124V165ZM241 164L242 163H240V167H241ZM246 164V163H245ZM252 164V163H251ZM256 164V163H255ZM254 164V165H255ZM113 165V166H112ZM116 165V166H115ZM202 165V166H201ZM207 167H206V166ZM242 165H244V164H242ZM264 165V163L262 164V166ZM121 166V167H120ZM123 166V167H122ZM133 166V167H132ZM150 166H151V164H150ZM200 166H201V168H200ZM203 166H205V167H203ZM235 166H239V164H237V165H235ZM248 165L246 164L245 165V167L244 168H242V169H244V170H246ZM250 166V165H249ZM256 166V168H257V170L258 169H264L263 167H259V166H257V164L255 165ZM197 169H196V168ZM252 165L250 166V167H248V168H250V169H252L253 170V168H254V166L252 167ZM112 168H114L115 169V171L118 173H116V172H114V169L113 170H111ZM134 168V169H133ZM207 168V169H206ZM226 168V167H225ZM239 168V167H238ZM246 168V169H245ZM255 168V169H256ZM198 169H200L199 170V172H198ZM201 169H202V171H201ZM206 169V170H205ZM211 169V171H212V173H214L215 172V174H219L220 176L222 175V177H224V183H222V181H221V183H220V176H218V178L219 179H217L215 176L214 177H212V173H211V171H209ZM215 169V170H216ZM261 169L260 170H258L259 172L261 171ZM122 170H123V172H122ZM239 170H240V168H239ZM244 170H240L241 171V173L244 171ZM251 170V171H252ZM114 172V174H113V172ZM172 171H174L173 170V168H172V170H171V172ZM197 171V172H196ZM247 171H249L248 169H247ZM251 171H249V174H248V172L247 173H245V175L246 174H248V175H251V173H253V172H251ZM111 172V173H110ZM201 172H203L202 174H201ZM208 172V173H207ZM251 172V173H250ZM255 172H256V170H255ZM120 173V174H119ZM196 173H199V174H197L196 175ZM205 173V174H204ZM210 173V174H209ZM258 173V172H257ZM257 173H255V174H257ZM261 173H262V171H261ZM124 174V175H123ZM204 174V175H203ZM208 174V175H207ZM243 174H244V172H243ZM242 174V175H243ZM263 174V173H262ZM121 175V176H120ZM194 175V176H193ZM196 175V176H195ZM209 175L211 176L210 178H209ZM216 175V176H217ZM245 175H243V177H245ZM248 175H246V176H248ZM208 177L209 178V180H208V178H206V177ZM254 176V175H253ZM253 176H251V180H252V177ZM257 176H259L260 178L262 177V176H260V173H259V175H257ZM264 176V175H263ZM105 177V178H104ZM109 177H111L110 179H109ZM203 177H204V179H203ZM249 178H250V176H248ZM247 177V179H249ZM108 178V179H107ZM114 178H113V180H114ZM196 178H198V180H196ZM212 178V179H211ZM213 178H214V180H213ZM216 178V179H215ZM255 178V177H254ZM253 178V179H254ZM263 179H264V177H262ZM102 179V180H101ZM200 179V180H199ZM257 179H258V177H257ZM262 179V180H263ZM127 180V181H126ZM193 180V179H192ZM202 180V181H201ZM203 180H208L207 182L205 181L204 182V184L206 185L207 183L208 184H211V183H209L210 181H212V183L214 184V185H208V190H210V191H207L206 189H207V185L205 186V191H207L208 192V194L204 191V189H203V187L202 186H204L203 185ZM219 182H218V181ZM245 180H246V177H245ZM250 180V179H249ZM251 180L249 181V183L251 182ZM119 181H120V183H119ZM129 181V182H128ZM197 181V182H196ZM248 181V180H247ZM246 181V182H247ZM254 180H252V182H253ZM258 180H256V181H254L255 183L257 182ZM131 185V186H129V184ZM185 182H183L184 184H185ZM199 182V183H198ZM216 182H218V183H216ZM263 182V181H262ZM104 183V184H103ZM179 183H181V182H179ZM183 183H181V184H178V182H177V187H179V185L180 186H182V184ZM254 183V184H255ZM258 183V185H260L259 184V182H257ZM260 183H261V181H260ZM100 184H101V186H100ZM118 184H116V188L118 187L117 185ZM134 184V185H133ZM185 184V185H186ZM190 184H188V185H190ZM200 186H199V185ZM226 184H228V183H226ZM226 184H224L225 185V187H226ZM244 184V187L245 188H248L247 187V185H246V183H243ZM253 183H251L250 185H252ZM253 184V185H254ZM262 184V183H261ZM187 185V186H188ZM229 185V184H228ZM256 185V184H255ZM263 185V184H262ZM261 185V186H262ZM136 186V187H135ZM187 186L186 187H184L185 189L187 188ZM212 186V187H211ZM264 186V185H263ZM262 186V187H263ZM251 187V186H250ZM249 187V188H250ZM257 187V185L255 186V188ZM89 188V189H88ZM131 188V189H130ZM134 188V189H133ZM145 188H147V189H145ZM182 188V187H181ZM180 188V189H181ZM183 188V189H184ZM188 188H190V186L188 187ZM230 188L231 187H226V188H223V190L224 191H230V194H231V192L232 191H234V188H232L231 190H230ZM85 189V190H84ZM179 189V190H180ZM183 189H181L180 191H178V190H174V192H175V194L177 195V196H179L180 197V195H183V193H187V192H185V190H183ZM194 189V188H193ZM202 189H203V191L205 192L204 194H202L203 193V191H202ZM226 189H228V190H226ZM256 189H258L259 191H260V188L259 187H257ZM256 189H255V191L254 192H256ZM75 190H78V192L77 191H75ZM80 190V191H79ZM131 190H132V192H131ZM143 190V191H142ZM184 192H183V191ZM189 190V189H188ZM192 190V189H191ZM217 190V191H216ZM223 190H221V192H222V196H221V198L220 199H222L223 198ZM247 190V189H246ZM249 190H251L250 191V193H253V195L255 196V199H258V201H259V198L261 197L262 199H264L263 197H262V191L264 192V190L262 189L261 190V194H257V193H255V194H257V196L254 194V192H253V186H252V189L250 188ZM257 190V191H258ZM71 191V192H70ZM90 191H92V192H90ZM117 191V190H116ZM147 191V192H146ZM187 191V190H186ZM215 191V192H214ZM248 191V190H247ZM66 192V193H65ZM69 192H70V195H69ZM127 192H129V193H127ZM181 192V193H180ZM183 192V193H182ZM209 192L211 193V194H209ZM60 194V196H58V198H59V201H58V198H56L55 196H57V195H59ZM180 193V194H179ZM195 193V192H194ZM218 193H219V191H218ZM228 193V192H227ZM236 192L234 191V194H235ZM248 193H249V191H248ZM65 194H66V196H67V198L66 197H64L65 196ZM81 194V195H80ZM95 194V195H94ZM136 194V195H135ZM188 194V193H187ZM189 194H191V191H190V193ZM199 194H194V195H199ZM220 194V193H219ZM218 194V195H219ZM225 194H226V192H225ZM224 194V195H225ZM230 194L229 195H227L228 197L230 196ZM233 194V195H234ZM41 195H43V196H41ZM51 195L53 196L52 197V200L54 201H51V199H50V197H51ZM63 195V196H62ZM76 195V196H75ZM79 195V196H78ZM102 197H100V196ZM176 195H174V196H176ZM185 195V194H184ZM192 195H193V193H192ZM191 195V196H192ZM213 195V196H212ZM215 195H217V194H215ZM233 195L231 194V196L233 197ZM236 195H238L237 193H236ZM245 195H246V193H245ZM37 196H38V198H37ZM40 196H41V198H40ZM48 196H50V197H48ZM62 196V197H61ZM129 196V195H128ZM189 196V195H188ZM206 196V197H207ZM226 196V197H227ZM251 196V200H252V195H250ZM249 196V197H250ZM260 196V197H259ZM264 196V195H263ZM44 197V198H43ZM54 197L56 198V200H54ZM71 197V198H70ZM74 197H76V198H74ZM79 197V198H78ZM81 197V198H80ZM83 197V198H82ZM199 196L198 197H196L197 199H195V200H198L199 198H200ZM218 197V196H217ZM217 197H215V198H217ZM225 197V199H228V200H221V202H220V199L218 198V200L217 199H215L214 197L212 198L214 201H212V199L210 200L209 199V202H210V205H211V208H213L214 206H218V209L215 207V209L213 210L212 209V211H211V209H206V210H203V211H207V210H210V211H207V213L208 212H210L211 214H213L214 215V213L216 212L217 214H219V212H217L218 210L219 211H222L223 210V208H224V206H223V204H226V206H227V203L228 202H230V199L229 198H226ZM238 197V196H237ZM247 198H248V196H246ZM256 197H259V198H256ZM40 198V199H39ZM49 198V199H48ZM61 198V199H60ZM78 198V199H77ZM90 198V199H89ZM105 198H107V199H105ZM236 198V197H235ZM36 199H39L38 201L36 200ZM43 199H46V200H43ZM72 199V200H71ZM75 199H76V201H75ZM95 199V200H94ZM110 199V198H109ZM154 199V200H153ZM233 199H234V197H233ZM238 199H239V197H238ZM237 198H236V200H238ZM250 199V198H249ZM41 200V201H40ZM60 200H61V202H60ZM65 201L66 200V202H63V201ZM69 200V201H68ZM81 200H82V202H81ZM93 201V202H96L95 204L94 203H90L89 201ZM180 202H182V206H184L185 207V205H193V206H195V208H197L196 209V211L195 210H193V206H189L190 208H192L191 210H193V211H195L194 213H195V215H197V214H200L199 212L201 211L202 212V207L200 208V209H198L200 206H202V203L203 204H205L204 202L205 201H201L200 203V206H199V202H197V201H195V200H193L192 201V199L191 200H188L187 202H188V204H185V202H186V200H183V199H181V198H179L178 199ZM201 200V199H200ZM199 200V201H200ZM203 200V199H202ZM204 200H208V198H204ZM232 200V199H231ZM241 196H240V202H241ZM250 200V201H251ZM35 201V202H34ZM44 201V202H43ZM71 201V202H70ZM79 201L81 202V203H79ZM121 201V202H122ZM155 201V202H154ZM177 201V200H176ZM178 201V202H179ZM190 201V202H189ZM219 202L220 204L222 203V201H224V203L220 206V204L218 203L217 204V202ZM227 201V202H226ZM253 202L252 203H254L255 202V200L253 199L252 200ZM262 200H260V202H261ZM37 202V203H36ZM46 202V203H45ZM48 202V203H47ZM74 202H77V203H74ZM88 202V204H86ZM98 202V203H97ZM179 202V203H180ZM192 202V203H191ZM196 204H195V203ZM232 202H233V200H232ZM235 202V201H234ZM233 202V203H234ZM237 202V201H236ZM22 203V204H21ZM39 203H41V204H39ZM56 205H55V204ZM59 203H61V204H59ZM159 203V204H158ZM184 203V204H183ZM189 203H191V204H189ZM194 203V204H193ZM206 203H208V201L206 202ZM215 204L214 206L212 205V204ZM233 203H231V205H229L228 206V208L230 207V206H232L233 207ZM257 203H259V202H256V206L254 205V204H252L253 205V209H252V211L253 210H256V209H258V204ZM262 203H264V200H263V202ZM20 204L21 205H23L24 207H22V206H20ZM28 204H29V206H28ZM33 204H35L36 206H34ZM51 204V205H50ZM58 204V205H57ZM87 206H85V205ZM198 204V205H197ZM217 204V205H216ZM229 204V203H228ZM240 204H242V203H240ZM240 204L238 205V206H240ZM38 205V206H37ZM39 205H40V207H39ZM49 205V206H48ZM84 205V206H83ZM92 205V206H91ZM98 205V206H97ZM209 205V206H210ZM236 205V204H235ZM234 205V207H236ZM262 205H264V204H262ZM33 206V207H32ZM158 206V207H157ZM186 206V207H187ZM199 206V207H198ZM219 206H220V208H222V209H219ZM237 206V207H238ZM254 206L256 207L255 209H254ZM9 207V208H8ZM27 207V208H26ZM32 207V208H31ZM99 207V208H98ZM160 207V208H159ZM183 207V211H185V210H189V208L187 207L186 209ZM203 207H204V205H203ZM205 207H206V205H205ZM241 207V206H240ZM240 207H238V208H231V210L233 211V213H234V211H236L237 209V212L238 211H240V209H241V212L240 213H242V211L244 212V205H243V208L244 209H242V208H240ZM7 208V209H6ZM17 208V209H16ZM41 208V209H40ZM43 208H44V210H43ZM90 210H89V209ZM226 208V207H225ZM227 208V209H228ZM230 208H229V210H230ZM247 208V207H246ZM9 209H10V211H9ZM13 209V210H12ZM23 209V211H21ZM26 209V210H25ZM29 209V210H28ZM37 209H39L40 211H38ZM82 209V210H81ZM161 209H162V211H161ZM182 208H180V210H181ZM204 209V208H203ZM217 209V210H216ZM236 209V210H235ZM247 209H250V208H247ZM246 209V210H247ZM264 209V208H263ZM12 210V211H11ZM36 210V211H35ZM73 210L75 211V212H73ZM187 210V211H188ZM191 210H189V211H191ZM228 210V211H229ZM230 210V211H231ZM245 210V211H246ZM15 211H18V212H15ZM28 211H30L31 213H28ZM35 211V212H34ZM188 211V212H189ZM197 211H199V212H197ZM214 211V212H213ZM248 211V210H247ZM5 212H7V213H5ZM34 212V213H33ZM213 212V213H212ZM223 212V211H222ZM251 212V211H250ZM16 213V214H15ZM19 213L20 214H22V215H19ZM24 213V214H23ZM27 213V214H26ZM180 213V212H179ZM194 213L192 214L194 217H195V215H194ZM197 213V214H196ZM210 213L209 214H207L206 216L207 217H211V215H210ZM231 215H232V213L231 212H229ZM236 213V212H235ZM244 213H247V212H244ZM243 213V215H244V217H245V214ZM13 214V215H12ZM202 214V213H201ZM200 214V215H201ZM203 214H206L205 212H203ZM248 214V216H251V215H249V212L247 213ZM251 214V213H250ZM33 215H35L34 217H33ZM177 215H178V213H177ZM210 215V216H209ZM212 215V219L213 218H215L214 216ZM216 215V214H215ZM220 215V214H219ZM218 215V216H219ZM239 215V212H238V214L236 213V217L234 216V214H233V216L235 217V219L236 218H239L240 219V217H237ZM12 216V217H11ZM19 216V217H18ZM180 216H181V214H180ZM180 216L178 215L177 217L178 218H180ZM232 216V217H233ZM240 216H241V218H242V215L240 214ZM253 216V215H252ZM197 218H198V215L196 216ZM195 217V219H193V217L191 218V220L193 219V220H196L195 221V223H197V225L196 226H198V225H200V222H198V221H200L199 219H201L202 220V217L204 218V215H201V217L199 216V218L197 219ZM257 217V216H256ZM17 218V219H16ZM182 218H183V216H182ZM217 218H219V217H217ZM217 218H215V219H217ZM246 218H248L247 216H246ZM261 218H264L263 216H261ZM181 219V218H180ZM180 219H177V220H179L180 221ZM207 219V220H206ZM206 219H203V220H205V222L207 221V223H206V225H208V222H210V221H208V218H206ZM211 218H209V220H212ZM234 218L232 219V222H233V220L234 221H236ZM8 220H12L13 221V223H15V224H13L12 223V225H10L11 223H9V221ZM18 220V221H17ZM21 220V221H20ZM26 220V221H25ZM198 220V221H197ZM218 220V219H217ZM216 220V221H217ZM238 220V219H237ZM259 220V219H258ZM257 220V221H258ZM261 220V219H260ZM263 220V219H262ZM15 221H17V222H15ZM25 221V222H24ZM219 221H220V218H219ZM239 221H241V219L239 220ZM238 221V222H239ZM242 221H243V219H242ZM264 221V220H263ZM21 222V223H20ZM27 222H29V223H27ZM31 222V223H30ZM189 222H191V221H189ZM193 222V221H192ZM213 222H215V221H212V223ZM229 222H231V221H229ZM229 222H227L226 224H229ZM237 222V221H236ZM259 222V221H258ZM7 223H9V225L7 224ZM199 223V224H198ZM202 223H203V221H202ZM211 223V222H210ZM209 223V224H210ZM215 223H217V222H215ZM241 224H243V222H240ZM256 223V222H255ZM260 223H262L261 221H260ZM264 223V222H263ZM262 223V224H263ZM183 224V223H182ZM187 224H193L194 225V223H188L187 222ZM187 224H185V225H187ZM219 224H220V222L218 223V226L217 227H219ZM226 224L225 225H223V226H226ZM233 224H235V222H233ZM178 225H181V224H178ZM205 225V226H206ZM221 225V226H222ZM230 225H231V223H230ZM236 225H237V223H236ZM253 225V224H252ZM257 225H258V223H257ZM256 225V226H257ZM261 225V224H260ZM260 225H258L259 227H261ZM5 226V228H3ZM8 226V227H7ZM10 226V227H9ZM182 226V225H181ZM190 226H192V225H190ZM204 226V225H203ZM209 226H215L214 224H210ZM238 226H240V225H238ZM253 226H255V225H253ZM3 228V230H1ZM167 243V244H166ZM154 261V262H153ZM170 261H172L173 263H170ZM151 263V264H152ZM147 264H149V263H147Z\"/></svg>", "mask_w": 264, "mask_h": 264}, {"label": "bare ground", "instance_id": "6f19581e", "mask_svg": "<svg viewBox=\"0 0 264 264\" xmlns=\"http://www.w3.org/2000/svg\"><path fill=\"white\" fill-rule=\"evenodd\" d=\"M204 2V5L202 6V3ZM218 2H220L219 3V5H221L220 6V8H217L218 9V11L217 12H219V13H217V15H219L220 14V19H218V20H220V23H219V26H220V31H218L217 33H219L220 34V37L222 38V37H227L228 38V40L229 39H231L230 41H225V39H222V40H219V41H221L220 42V44H222V47L224 48V50H226L227 48H226V45H227V43H228V45L230 44H232V38H234V37H238V35H240V36H243V37H241V38H238V40L240 39H242L243 40V42H242V44L244 43V41H245V43H246V41L247 40H244V38H245V36H248L247 38H251V39H248L249 40V44H248V42H247V45H249L250 46V48H248V47H246V48H248V51H250L249 49H251L253 52H254V55H253V53H252V51H250V54H252V55H248V56H253V59L251 58V59H247V60H251L250 62H248V63H252V60L254 61V58H255V61H256V58L258 57L259 59L257 60L258 61V63H256L255 61H254V64H255V67H254V64H253V67H251L252 65H250V67H247V68H249L250 70H248V71H246V72H248L247 74H249V75H251L250 74V71L252 72H255V68H257L258 69V72H257V69H256V72L257 73H259V74H254V73H252V75H251V77H254V75H255V77L257 78V76L260 78V79H262V81H260L258 78V80H256V78L254 77V79L256 80V82H255V80L253 81V80H246V81H249V82H251V83H253V85H255V88H253V90L255 91V93H253L252 95H254V94H258V93H260V96L262 97V95L261 94H263L264 93V87H262V83H263V85H264V0H218ZM112 3H113V8H114V13H115V15H116V18H117V20H118V22L120 23V25L119 26H121L120 28H121V33L123 32H125V30L130 26V25H127V24H131V22H134L133 24H137V22H138V24H139V22H141L142 21V19H148V20H150V18L152 19V18H154V19H157V20H155V22H157V21H160V22H158V23H160V27H158L159 26V24H157V23H154L153 21H152V23L153 24H155V25H157L156 27H154L153 26V24L152 23H149V24H151V26L153 27L152 29H153V32H154V28H155V31L157 30L156 28H161V29H159V30H157L156 31V33H158V32H163L164 34H162L161 32H160V34L158 35V37L160 38V37H162L163 38V36L162 35H164L165 36V38H167L168 37V39H169V37L171 36L172 37V34H174L175 35V32H174V30L175 29H173V26H172V23H171V21L173 22L174 20L177 22V25H179V26H181L180 24H182L183 25V27L184 28H187V37H189V42L194 38V42H196L195 41V38H197L198 39V41L200 42V39L202 38V36L204 37V38H206L207 37V35L205 36V34H206V32L208 33V34H210V32H208V29H210L211 28V26H209V28H208V25L210 24V23H208V22H210V19L212 18V16L214 15V13H213V15L211 16V14H212V11H211V13L210 14H206V13H209L208 12V10H206V9H208L207 7H209V11H210V5H211V7L213 8L214 7V9H215V6L213 5V3H209L207 6L205 5V3H206V1L205 0H112ZM213 5V6H212ZM202 7H206V8H202ZM205 10H206V12H205ZM220 10V11H219ZM205 12V13H204ZM214 12V11H213ZM209 15L211 16V18L209 19V18H207V16L209 17ZM209 19V21L207 22V28L208 29H205V27H204V24L206 23L205 22V20H207V19ZM172 19H174V20H172ZM144 20V21H145ZM148 20H146V22L148 21ZM135 21H137L136 23H135ZM188 21V22H187ZM148 22H151V21H148ZM147 22V23H148ZM176 22H174L173 24H175ZM180 22V23H179ZM184 22V23H183ZM205 22V23H204ZM147 23H145L144 22V24H147ZM179 23V24H178ZM186 23H188L189 25L187 26V25H185ZM144 24H142V26L144 25ZM141 25V24H140ZM177 25H176V27H177ZM203 25V26H202ZM206 25V24H205ZM139 25H137V27H138ZM146 27H148V25H145ZM150 26V27H151ZM132 27V26H131ZM133 27H136V25L135 26H133ZM133 27H132V30H133ZM139 27H141V26H139ZM149 27V28H150ZM203 27V28H202ZM145 28V27H144ZM148 28V29H149ZM204 29V31H206L205 32V34L203 35L202 33H204V31L202 30V29ZM129 29V28H128ZM136 29V28H135ZM139 30L138 31H140V28H138ZM141 29H143V28H141ZM212 29V28H211ZM210 29V30H211ZM131 30V29H130ZM144 30V29H143ZM199 31V32H197V31ZM202 30V31H201ZM135 31V32H134ZM136 31H137V29L136 30H133L132 31V34H133V32L136 34ZM145 31H147L146 29H145ZM212 31L214 32V30L212 29ZM117 30H116V25H115V23H114V14H113V11H112V6H111V4H110V0H0V49L1 48H3V50H6V48L5 47H7V46H10L11 47V49H12V47L13 46H21L20 48L23 50V49H25L26 48V44H25V40H23V42H22V40L21 41H19L22 37H23V39H24V37H30V36H32L34 39H35V41H32L31 42V40H34V39H31L30 41H26V42H28V44H30L29 42H31L32 44H30L29 45V47H27L26 49H27V52H25L26 51V49H25V51L23 52L24 54L26 53V54H28L29 53V55L27 56V58L25 57V59L27 60H29V62H30V65H32V67H34L33 69H34V72H37V71H40V72H37V73H40V74H36V73H34V75H33V77H30V75H32V74H28L29 75V77L31 78V80H30V78H29V80L30 81H28L29 82V84H28V82H27V84H26V87L28 88H24V89H26V91H24V92H27V93H22L23 91H19L18 90V87H19V85H18V87H17V83H16V87H17V93H18V91L19 92H21L22 94L20 95V93H18V95H16V97H15V95H13L14 97L13 98H11V96H10V98H11V100H9L10 98L8 97V100H9V103H7L6 101V105H3L1 102H2V100H3V98L4 97H6L7 95V92H4V90H3V92L5 93H3L5 96H3V94H2V100H1V104L0 105H2L1 107H0V130L2 129V131H3V128H5V129H9L10 128V126L12 125H10L9 126V124L10 123H12L9 119L11 118H13L12 117V115L13 114H15L16 115V112H17V110L19 111V109H20V112H22V114L24 115V113H23V111H25V113H26V111H29V109L28 110H25V106H24V102H22V99H23V97H27L28 98V103H26L25 102V104H30L31 106H32V108H33V111H35V112H39V113H43L44 111H47V110H50V112L52 111V112H55L56 111V109H57V112H59L58 111V109H59V105H55V104H58L57 102H61L62 100L61 99H59V98H62L61 97V95L60 94H62L61 92H65L64 90L65 89H61V87H63V83H64V88H66V90H67V87H68V85L72 82V81H75V78L77 77V76H79L78 75V73L79 72H81V74H82V71H79L81 68V66H83L86 62H88V61H84L83 60V62L84 63H81V64H83V65H79L80 64V59H91V58H93L91 61L89 60V65L90 64H92V66H94V67H96V68H98L97 69V71H99V67L101 66V69H102V66H103V68L104 67H108L109 69L111 68H114V69H112V71L114 70V72L112 73V74H115V77L113 76V75H111L112 77H114V79H116V81L118 82V85H117V89H118V87L120 86V89H121V91H122V93H125L126 95H128V93L129 92H127V91H129V87H130V85L129 84H131V85H133V87H134V82H135V87L137 88V90H135L136 92H135V100H136V106H137V109H138V114H140V117H141V119L143 120V117H142V113H143V115L144 114H147L149 111V105H151L150 103L149 104H147V101L146 100H148V98L150 97V96H147V99H146V92L148 91V90H146V88H145V91H144V88L142 87V85H141V83H140V81H142L141 79H140V75H136L135 74V72L133 73V74H135L134 76H131V79H128V77H127V74H126V71H125V65H124V62H123V57H122V55H121V50H120V46H119V44L120 43H118L119 41H118V37H117ZM141 33H142V35H144L143 34V32H142V30L140 31ZM152 32V33H153ZM200 32H202L201 34H200ZM122 33V34H123ZM126 33H128L127 32V30H126ZM138 33V32H137ZM195 33H197V34H195ZM212 33V32H211ZM215 33V32H214ZM214 33H212L213 34V37L214 36H216V34H214ZM83 34H86V38H87V36L88 35H90L91 37H93L94 36V38H90L91 39V42H93V40L94 39H96V43L95 42H93V44H94V47L91 45V47H92V49L93 50H91L90 52L88 51V50H90L91 49V47H90V49H87V50H85L84 48H85V46H87L88 44L90 45L91 43H90V39H85V41L86 40H88L89 41V43H88V41H87V43H85L84 41H83V39H82V42H81V38L82 37H84V36H82ZM132 34H129V35H132ZM135 34H133V35H135ZM149 34H150V31H149ZM162 34V35H161ZM211 34V35H212ZM219 34H217V36H219ZM82 36L80 39L79 38H76L75 36ZM126 34H123V36H125ZM137 36H138V34H136ZM141 35V34H140ZM145 35H146V32H145ZM150 35H153V34H150ZM150 35H148V36H150ZM156 35V36H157ZM168 35V36H167ZM173 35V37H172V39L170 40V41H172L173 39H174V37L176 36H174ZM211 35H208V38H206V40L205 41H208L207 39H209V38H213ZM17 36V38H20L18 41H16V40H14V39H12L13 37H16ZM19 36V37H18ZM57 37L58 36V39L57 40H59L58 42H60V41H64V42H62V44H63V46H64V48H66V51H69V52H72L73 53V55L76 53V54H78V52H79V50H81L82 49V47H83V49L85 50V51H88L89 53V57H87L86 55H84V56H86V58L85 57H83V58H81L80 57V55H81V53H80V55L78 54V55H76V56H79L80 57V61H79V63L76 61L75 62V60L77 59V57H76V59H75V57L73 56V55H71L72 53H70V56L71 57H69L70 59L71 58H73L74 57V61H70V62H67V63H69V66H70V63H72V65H73V67H70V68H73L72 70H69L68 69V71L69 72H64V71H61V72H59L58 73V77L60 76V78L61 79H56L55 77L56 76H52L50 73H48V72H51V69H55V71L56 70H62V67L66 64V62L65 61H63V62H58L57 60H61V58H62V60H63V57H61L60 58V54H62V53H66V52H62V53H60L61 51H65V49L64 48H62L61 49V47H60V45L59 44H54V41H56L57 42V40L54 38V37ZM59 36H61V37H59ZM155 36V35H154ZM156 36H155V38H156ZM194 36H197V37H194ZM210 36V37H209ZM239 36V37H240ZM250 36V37H249ZM29 37H28V39H29ZM63 37H64V39L66 40H64L63 39ZM73 37H75L74 38V43H73V39H72V41H70L71 40V38H73ZM89 37V36H88ZM96 37V38H95ZM126 37V38H125ZM124 37V42L126 41V40H128L127 39V36H125ZM131 37V36H130ZM151 37H153V36H151ZM192 37V38H191ZM200 37V38H199ZM231 37V38H230ZM38 38H40V39H38ZM53 38L55 39L54 41H53ZM62 40H61V39ZM164 38V39H165ZM204 38H202V40L204 39ZM217 38V37H216ZM219 38V37H218ZM246 38V39H247ZM69 39V40H68ZM75 39L76 40H79V42L78 41H76L75 42ZM179 39H180V37H179ZM196 39V40H197ZM154 40H156V42L158 41L157 39H154ZM160 40V39H159ZM175 40V39H174ZM215 40V39H214ZM69 41V42H68ZM103 42V44H101L100 42ZM149 41V40H148ZM147 41V42H148ZM165 41V40H164ZM169 41V42H170ZM185 41H187V40H185ZM204 41V42H205ZM236 41V40H235ZM77 42H78V45H77ZM152 42H155V41H152ZM166 42V41H165ZM165 42H164V44H165ZM194 42H191L192 43V47H190L191 49L194 47L193 46V43ZM203 42V41H202ZM203 42V43H204ZM209 42H211V39H209V41H208V43ZM215 42H217L216 40L213 42L212 41V43H211V45L212 46H214L213 45V43H215ZM225 42V43H224ZM229 42H231V43H229ZM238 42H240V41H238ZM82 43V44H81ZM126 43V42H125ZM159 43V42H158ZM175 43V42H174ZM187 43V42H186ZM201 43V42H200ZM202 43V44H203ZM237 43V42H236ZM236 43H233V44H236ZM61 44V43H60ZM62 44H61V46H62ZM84 44V45H83ZM128 44V42L126 43V46H127V48H126V51L127 52H129L128 54H130V55H132V56H134V52H133V49H131V45H127ZM150 44V43H149ZM152 44V43H151ZM156 44V43H155ZM154 44V45H155ZM160 44V43H159ZM162 44V43H161ZM219 44V45H220ZM232 44V45H233ZM240 44H241V42H240ZM22 45H23V47H22ZM56 45V46H55ZM82 45V47L80 48V46ZM104 46L103 48L101 47V46ZM156 45H158V44H156ZM163 45V44H162ZM171 45V44H170ZM191 45V44H190ZM189 45V46H190ZM209 45V44H208ZM208 45H207V48H208ZM218 45V44H217ZM227 45V46H228ZM230 45H229V48H231L230 47ZM231 45V46H232ZM33 48H32V47ZM58 46V48L60 47V51H59V53H57L58 51H57V49H56V53L57 54H59L58 56V59H56V57H54L55 58V60L56 61H52V59H53V57L50 55V54H53V52H54V49H55V47H57ZM62 46V47H63ZM161 46V45H160ZM164 46V45H163ZM204 46H206V44L204 43L203 44V47ZM243 46H244V44L242 45V49H243ZM88 48H89V46H87ZM166 47H167V45H166ZM195 47L197 48V49H195V50H197V51H194L193 49H192V51H194V53H196V52H198V51H200L202 48L200 47V45H199V48L200 49H198V46L196 45V43H195ZM194 47V48H195ZM219 47H221V45L219 46ZM221 47V49H223ZM238 47H240V46H238ZM238 47H236L235 46V48L237 49ZM29 48H30V50H31V52H32V50H33V52L34 51H36V52H30L29 51ZM32 48V49H31ZM105 48V49H104ZM161 48H162V46H161ZM189 48V47H188ZM210 48V47H209ZM232 48H234L233 46H232ZM231 48V52H233L234 50ZM241 48V47H240ZM239 48V49H240ZM7 49H9L8 47H7ZM11 49H9V51L11 50ZM21 49H18L19 50V52H20V50ZM129 49V50H128ZM144 49V48H143ZM166 49V48H165ZM170 49V48H169ZM191 49H190V52H188V53H190L189 54V60L188 61H190V65H191V63H193L192 64V66H189L188 65V67H187V64L188 63H186V65L184 66L185 67V69L186 68H189V67H191L192 69L194 68V67H196V65H197V63H194V62H192V60H195V59H192V58H196V61L198 60V59H200V58H202L204 55H209L208 54V52L207 53H203L204 55L202 56V57H200L202 54V52H203V50H201L202 52H199L200 53V55H199V53H196V54H194V53H192V51H191ZM211 49H213V48H211ZM221 49H219V52H222V53H224L223 55H222V53H221V55L224 57L226 54V56L224 57L226 60L228 59V58H231L230 60H232L233 61V58H235L236 57V55H235V57H231V55L229 54V51H227L226 50V52H224V50L222 51ZM3 50H0V52H3ZM13 50V49H12ZM12 50H11V55H12ZM42 50V51H41ZM78 50V51H77ZM139 50V49H138ZM142 50V49H141ZM167 50H168V48H167ZM175 50V49H174ZM214 50V49H213ZM212 50V51H213ZM233 50V51H232ZM7 51V50H6ZM8 51V53L7 52H5L8 56H9V54H10V52ZM14 51V50H13ZM40 51H41V53H40ZM44 51H46L47 53H46V55H44L43 53H45ZM161 51L164 53V51L161 49ZM166 51V50H165ZM207 51V50H206ZM209 51V50H208ZM216 51V50H215ZM218 51V50H217ZM237 51H239V50H237ZM237 51H235V53L237 52ZM246 51V50H245ZM40 53V57H35L36 55H38L39 53ZM48 52H50V53H48ZM93 52V54H94V56H93V54H92V56L90 57V53H92ZM184 52V51H183ZM205 52V51H204ZM214 52V51H213ZM241 52H243V51H241ZM247 52V51H246ZM246 52H244V53H246ZM4 53V52H3ZM36 53V54H35ZM85 53V52H84ZM101 53H103V55H99V54H101ZM167 53V52H166ZM165 53V54H166ZM216 53V52H215ZM218 53V52H217ZM240 53V52H239ZM248 53V52H247ZM24 54H22V55H24ZM35 54V55H34ZM57 54H55L54 53V56H57ZM162 54V53H161ZM212 54V53H211ZM210 54V55H211ZM214 54V53H213ZM219 54V53H218ZM230 56H229V55ZM240 54H242V53H240ZM255 54H256V56L257 57H255ZM9 56V57H7L6 55H4V56H6L8 59H11L12 58V56ZM32 55H34V57L32 56ZM42 55L46 58V56L47 55H50V59H46V60H44V57H42ZM62 55H64V56H66L67 55V53H66V55L65 54H62ZM68 55H69V53H68ZM82 55H83V53H82ZM98 55V56H97ZM193 55H197V56H193ZM239 55V54H238ZM26 56V55H25ZM33 57V60L30 58V57ZM73 56V57H72ZM103 56V57H102ZM132 56H130V57H132ZM187 56V55H186ZM218 56V55H217ZM216 55L214 56L215 58L217 57ZM220 56V55H219ZM218 56V57H219ZM247 56V57H248ZM3 57V56H2ZM6 57H4V58H6ZM24 57V56H23ZM22 57V58H23ZM41 57L43 58V60L44 61H46L48 64H46V62H44L42 59H41ZM47 57H49V56H47ZM52 57V58H51ZM67 57V58H68ZM100 57H102V58H100ZM157 57V56H156ZM166 58H167V55L165 56ZM170 57V56H169ZM187 57V58H188ZM211 57H213V55L211 56ZM210 57V58H211ZM223 57H219V59H222ZM227 57V58H226ZM2 59L1 60V57H0V60L1 61H3V60H5V59ZM6 58V59H7ZM19 59H20V56L18 57ZM21 58V59H22ZM40 58V59H39ZM66 57H64V59H65ZM65 59V60H68V59ZM100 58V59H99ZM127 58H129V57H127ZM134 58V57H133ZM161 58V57H160ZM207 58V57H206ZM210 58H208L209 60H210ZM236 58H238L237 59V61L239 60V62H241V60L242 59H239V57H236ZM235 58V59H236ZM242 58H244V57H242ZM13 59V58H12ZM15 59V58H14ZM163 59H164V61H165V58L163 57ZM192 59V60H191ZM213 59V58H212ZM211 59V60H212ZM235 59H234V61L232 62L233 64H234V62H235ZM23 60V59H22ZM21 60V61H22ZM25 60V61H26ZM27 60V61H28ZM48 60H51V61H48ZM128 60H131V63L132 64H134L133 62H132V59H128ZM136 60V59H135ZM167 60V59H166ZM207 60V59H206ZM210 60V61H211ZM216 60H218L217 58H216ZM244 60V59H243ZM242 60V62H245V60L243 61ZM7 62H9L8 60H6ZM11 61H13V65L18 61H14V60H10V62ZM24 62L23 61V63H26V64H28V62ZM133 61H134V59H133ZM195 61V62H196ZM201 61H203L204 62V60H199L198 61V65H197V67L198 66H200L201 67V69L200 70H202V69H205L204 70V72L206 71V69L207 68H213L214 67V65H213V63L212 64H210L212 61H215V59L214 60H212L210 63H209V65H208V63H207V66H206V68L204 67L205 65L203 64V67L201 66L202 65V63H201ZM229 61V60H228ZM228 61L226 62V61H224V62H226L227 63V65L228 64H231V63H228ZM4 62V61H3ZM2 62V63H3ZM7 62L5 63H3V65H5L3 68L4 69H7L8 68V70L10 69L9 67H13V66H11L12 64H8V67H6L7 65ZM15 62V63H14ZM130 62V61H129ZM168 62V61H167ZM201 64H200V63ZM204 62V63H205ZM216 62V61H215ZM218 62V61H217ZM220 62V61H219ZM218 62V63H219ZM224 62H220L221 63V65L220 66H217V64L216 63H214L215 64V66H216V68L218 67H220L219 69H221V70H223V76H222V74H220V77L222 76V77H224L225 75H226V77H229L230 76V74H232V73H230L229 75H228V73H227V70L222 66V64L224 63ZM18 63V62H17ZM20 63V62H19ZM205 63V64H206ZM226 63H224V64H226ZM237 63V62H236ZM235 63V64H236ZM248 63H247V65H248ZM1 64V63H0ZM87 64V63H86ZM85 64V65H86ZM104 64V65H103ZM131 64V66H133ZM163 64V63H162ZM169 64H171V62L169 63ZM173 64V63H172ZM171 64V65H172ZM178 64V63H177ZM196 64V65H195ZM223 64V65H224ZM233 64L232 65H228V66H233ZM240 64V63H239ZM258 66H257V65ZM20 65V64H19ZM21 65H22V63H21ZM25 65V64H24ZM29 65V64H28ZM28 65H26V66H28ZM84 65V66H85ZM88 65V64H87ZM88 65V66H89ZM195 65V66H194ZM211 65H213V67L211 66ZM219 65V64H218ZM246 65V64H245ZM66 66V65H65ZM84 66H83V73H85L84 72ZM88 66H85L86 68L88 67ZM91 66V65H90ZM88 67V69H89V71H91L90 70V68L91 67ZM134 66H135V64H134ZM164 66V65H163ZM166 66V65H165ZM170 65H168V67H169ZM209 66V67H208ZM15 67V66H14ZM16 67H19V66H17L16 65ZM21 67V66H20ZM25 67V66H24ZM93 67V70L95 69ZM168 67H166V70L167 69H170V67L168 68ZM196 67V69H198V68H200V67H198L197 68ZM223 69H222V68ZM225 67H227V66H225ZM237 67V66H236ZM240 67V66H239ZM65 68V67H64ZM67 68L68 67H66L65 69H66V71H67ZM215 68V69H216ZM232 69H233V67H231ZM242 68V67H241ZM240 68V69H241ZM246 68V67H245ZM244 68V69H245ZM13 69H16V68H12V70ZM17 69H20V68H17ZM22 69V68H21ZM45 69H47L46 71V75H45V72L43 73V71H45ZM88 69H86L85 71H87ZM109 69H107V71H109ZM110 69V70H111ZM182 69H184L183 67H182ZM184 69V70H185ZM218 69V71H220ZM234 69H235V65H234ZM238 69V68H237ZM240 69L238 70V71H240ZM2 69H0V71H1ZM8 70H6V71H8ZM12 70H10V72L12 71ZM48 70H50V71H48ZM52 70V71H53ZM96 70V69H95ZM134 70V69H133ZM178 70H179V67H178ZM213 70H214V68H213ZM226 70V71H225ZM230 70V69H229ZM260 70V71H259ZM5 71V70H4ZM18 71V70H17ZM103 71V70H102ZM111 71V72H112ZM168 71H170V70H168ZM189 71H191L190 70V68H189V70L187 71V69L185 70V71H183L184 73L186 72V74H190V72ZM195 71H198V70H195ZM207 71H209V69L207 70ZM210 71H212V70H210ZM231 71H233V70H231ZM9 72V73H10ZM57 72V71H56ZM55 72V73H56ZM62 72H64V74H62ZM93 72V71H92ZM96 72V71H95ZM101 72V71H100ZM103 72H105V71H103ZM192 72H194V71H192ZM202 72V75L203 74H205V73H203V70L201 71ZM214 71H212V73H213ZM215 72H216V70H215ZM215 72H214V74H215ZM221 72V71H220ZM224 72H226V74L224 73ZM245 72V71H244ZM1 73H2V71H1ZM4 73L5 72H3L2 74L4 75ZM48 73V74H47ZM55 73H53L52 72V74H55ZM61 73V74H60ZM106 73V75L104 74V76H107V72H105ZM108 73H110V72H108ZM136 73H138L137 71H136ZM180 73V72H179ZM178 73V74H179ZM183 73V74H184ZM6 74V73H5ZM7 74H8V72H7ZM12 74H15L14 73V71H13V73H11V75ZM21 74V73H20ZM19 74V75H20ZM80 74V73H79ZM80 74V75H81ZM88 74V73H87ZM92 74V73H91ZM90 74V75H91ZM94 74V76H95V73H93ZM132 74V75H133ZM171 74V73H170ZM194 74V73H193ZM216 74H218V77H219V73H217L216 72ZM1 75V74H0ZM16 75V74H15ZM28 75H26V76H28ZM83 75V74H82ZM81 75V76H82ZM180 75V74H179ZM181 75H182V72H181ZM191 75H192V73H191ZM196 74H194L193 76H194V79H192L191 77L189 78V80H188V77L190 76V75H187L188 77L186 78V75H185V79H187L189 82H190V79H191V81H193V80H195L194 82H196V84H197V82L200 84V82L201 81H203V80H199L198 79V77H197V75L195 76ZM201 75V74H200ZM199 74H198V76H199V78L201 79V76H200ZM206 75V74H205ZM204 75V76H205ZM228 75V76H227ZM232 75H234V74H232ZM237 75V74H236ZM242 75V74H241ZM245 75V74H244ZM249 75H247V77L250 79V76ZM257 75V76H256ZM10 76V75H9ZM25 76V75H24ZM81 76H79V77H81ZM84 76V75H83ZM82 76V77H83ZM85 76H87L88 77V75H86L85 74ZM161 76V75H160ZM171 77H173L172 75H170ZM209 76V75H208ZM216 78H218L216 75H214ZM237 76H240V75H237ZM237 76H235V77H237ZM2 77V76H1ZM11 77V76H10ZM9 77V78H10ZM14 78H17V77H19V79H21L20 78V76H17V77H15V76H13ZM12 77V78H13ZM133 77V78H132ZM165 77V76H164ZM183 77V76H182ZM197 77V78H196ZM214 77V78H215ZM225 77V79L224 80H229L230 78H233L232 76L230 77V78H226ZM242 77V76H241ZM246 77V76H245ZM6 78V77H5ZM11 78V80L12 81H14V79H12ZM28 78H26V79H28ZM91 78H93V77H91ZM94 78H96V76L94 77ZM168 78V77H167ZM166 78V79H167ZM184 78V77H183ZM239 78V77H238ZM244 78V77H243ZM1 79H3V78H1ZM25 79V78H24ZM25 79V80H26ZM88 79V78H87ZM108 78H106L105 80H107ZM113 79V80H114ZM170 79V78H169ZM212 79V78H211ZM209 80V81H212V80ZM252 79V78H251ZM4 80V81H3ZM3 80H0V83L2 82V84L5 82L6 83V80L7 79H3ZM10 80V81H11ZM23 80V79H22ZM24 80V81H25ZM84 80H85V78H84ZM130 80H131V82H130ZM182 80V79H181ZM187 80H186V82H187ZM200 82H199V81ZM205 80H207V79H205ZM234 80H236V79H233V81ZM9 81V82H10ZM12 81L10 82V84L12 83ZM109 81V80H108ZM172 81H173V79H172ZM180 81V80H179ZM184 81V79L182 80V82ZM214 81V80H213ZM215 81L217 82V81H220V84H222V87H220L219 89H220V91L224 88L226 91H231V92H233V94L236 96V99H238L239 98V96H240V93H241V91H239L236 87H234L236 90H238V93H237V91L235 92V90H234V88L232 89V90H230L231 89V87H230V89H229V87H223V85H228L229 86V81H224L223 82V79H222V83H221V80H219V78H218V80H216L215 79ZM232 81V80H231ZM244 81V80H243ZM16 82V81H15ZM14 82V83H15ZM21 82V81H20ZM23 82V81H22ZM26 82H24V83H26ZM116 82V83H117ZM130 82V83H129ZM181 82V83H182ZM240 82H242V80L241 81H239V83ZM262 82V83H261ZM23 83V84H24ZM75 83V82H74ZM108 83V82H107ZM179 83V82H178ZM177 83V81H176V84H178ZM188 83V82H187ZM187 83H186V85H187ZM204 83V82H203ZM208 83V82H207ZM213 83V82H212ZM219 83V82H218ZM236 83H237V80H236ZM243 83V82H242ZM245 83H247V82H245ZM258 83L260 84L259 85V88L262 90V92L260 91V89H258ZM8 84L9 83H7L6 85H7V88H5V89H7V91L9 90V88H8ZM10 84H9V87H10ZM20 84H22V83H20ZM57 84V85H56ZM114 84H115V82H114ZM189 84V87H190V84H194L193 82H191V83H188ZM195 84V85H196ZM232 84V83H231ZM235 84V83H234ZM238 84V83H237ZM1 85V84H0ZM4 85V84H3ZM15 85V84H14ZM35 85H36V87H37V85H38V87L36 88L35 87ZM51 85H52V87L54 86L55 88H56V90H54V89H52V88H50L51 87ZM66 85H67V87H66ZM178 85H180V83L178 84ZM181 85H184V87H186V85L185 84H181ZM205 85V84H204ZM208 85V84H207ZM218 85V84H217ZM241 85V84H240ZM240 85H239V88H241L240 87ZM72 86H73V83H72V85H71V88H72ZM4 87H5V85H4ZM15 87V88H16ZM21 87H22V85H21ZM20 87V88H21ZM24 87H25V85H24ZM32 87V88H31ZM33 87H35L36 88V90H38V88H39V91L41 90V92L39 93V91L37 92L36 90V92H37V94L38 95H36V96H41L40 98L38 97V99L39 100H37V99H35V100H33L31 97H32V90L34 89ZM53 87V88H54ZM69 87H70V85H69ZM69 87H68V89H69ZM183 87V88H184ZM198 87V85H196V88ZM200 87H201V84H200ZM215 87H216V85H215ZM262 87V88H261ZM12 88V87H11ZM10 88V90H13V89H11ZM14 88V90H16ZM47 88L49 89L50 88V91H47ZM172 88H173V85H172ZM172 88H170L171 89V91L172 90H174V88L172 89ZM180 88H182V87H180ZM192 88V87H191ZM196 88L194 89V87H193V89H194V91H195V94L197 93V92H199V91H197L199 88H197V90H196ZM203 88V87H202ZM258 90H257V89ZM2 89H4V88H2ZM52 89V90H51ZM73 89V88H72ZM135 89V88H134ZM170 89H169V91L168 92H170ZM190 89V88H189ZM23 90V89H22ZM116 90V89H115ZM177 90V89H176ZM176 90H175V92H173L172 91V93H176L177 94V92H176ZM201 90V89H200ZM213 90H214V87H213ZM212 90V91H213ZM225 90H222L221 92H223V91H225ZM2 91V90H1ZM0 91V92H1ZM6 91V90H5ZM34 91V90H33ZM61 91V92H60ZM69 91V90H68ZM67 91V93L68 94H70L69 92L71 91H69L68 92ZM118 91V90H117ZM126 91V92H125ZM178 91V90H177ZM184 91H185V88H184ZM186 91H187V88H186ZM189 91H191V90H189ZM197 91V92H196ZM218 91V87H216V92ZM220 91H219V93H220ZM225 91V92H226ZM257 91V92H256ZM9 93H10V91H8ZM13 91H11V93H12ZM15 92V91H14ZM13 92V93H14ZM149 92V91H148ZM192 92V91H191ZM211 92V91H210ZM240 92V93H239ZM8 93V94H9ZM10 93V94H11ZM66 93V92H65ZM71 93H73V91L71 92ZM150 93V92H149ZM164 93V92H163ZM171 92L169 93V95L171 94V96L173 95ZM181 93V92H180ZM179 93V94H180ZM187 93V92H186ZM189 93V92H188ZM200 93V92H199ZM198 93V94H199ZM9 94V95H10ZM24 94H26L25 96H23ZM40 94V95H39ZM168 93H167V91L165 92V95H167ZM176 94H174L175 96H178V95H176ZM182 96L184 97L186 94H185V92H182ZM191 94V93H190ZM190 94H189V96H190ZM194 93L192 94L193 96L195 95ZM202 94V93H201ZM214 94H215V92H214ZM218 94V93H217ZM216 94V95H217ZM237 94H239V96L237 95ZM254 95V97L251 95V99L249 100L250 101V103H249V101L247 102V104L246 103H243V102H241V103H235V105H236V107H234V104L232 105H228V106H231V108H232V106H233V108H232V110L233 109H236V112L238 113V114H236V112H235V110H231L232 112H230V110H229V112H230V114H231V116H229L230 114H229V112H228V114H227V112H226V109H228V108H226V104L225 103H223L222 105H218V104H220V103H218V100H217V98L219 97L220 98V94H219V96L217 95V97H216V99L214 100V101H216L215 103H218L217 105H218V109H219V111H223V110H225L224 112L227 114V116L226 117H223L224 116V114H223V112L221 113V112H219V115H220V113L221 114H223V115H221L223 118H222V120L225 118L226 119V121H228L229 123H228V125L226 124L227 122H223V121H225V119L221 122L220 121V124H219V126L220 127H222L223 125V127L225 128V126L227 125L228 127H229V125H230V123H233L232 125H234V127L236 128L237 126H238V128H236V129H238L239 130V127L240 126H242V125H245L246 127H248V125H246V124H250L251 122L250 121H248V120H251L254 116H255V114H256V116H257V118H259V116L257 115V113H259V110H261V108L264 110V95H263V103L260 101L261 99V97L260 96H258V95ZM8 95V96H9ZM12 95V94H11ZM28 95V96H27ZM65 95H67V94H65ZM73 95V94H72ZM125 95V96H126ZM148 95V94H147ZM150 95V94H149ZM168 95V96H169ZM181 95V94H180ZM188 95V94H187ZM186 95V96H187ZM203 95H204V93H203ZM206 95V94H205ZM210 95V94H209ZM215 95V96H216ZM60 96V97H59ZM188 96V97H189ZM193 96H191V97H193ZM196 96V95H195ZM206 96H208V95H206ZM205 96V97H206ZM222 96V95H221ZM257 97V99H260L259 101L256 99V97ZM69 96H67V98H68ZM70 97H71V94H70ZM130 97V95H128V103H129V107H130V111L132 112H134L135 111V107H134V105H133V102H131V99L129 98ZM188 97H186L188 100L191 98H188ZM212 97V96H211ZM37 98V97H36ZM65 98V97H64ZM72 98V97H71ZM70 98V99H71ZM74 98V97H73ZM72 98V99H73ZM161 98V97H160ZM165 98V97H164ZM171 98V97H170ZM172 98H174V97H172ZM178 98V97H177ZM177 98H174V99H177ZM182 98V97H181ZM206 98H208V97H206ZM218 98V99H219ZM254 98V99H253ZM1 99V98H0ZM63 99V98H62ZM126 99H127V97H126ZM195 98H193V100H194ZM203 99V98H202ZM205 99V98H204ZM208 99H210V98H208ZM207 99V100H208ZM241 99V98H240ZM60 100V101H59ZM66 100V99H65ZM224 100L225 101H227V99H225L224 98ZM254 100H256V101H254ZM71 101V100H70ZM70 101H68V102H70ZM74 101V100H73ZM175 101H177V100H175ZM179 101H181V100H178V102ZM186 100H183L182 101V105H184V102H185ZM206 101V100H205ZM209 101V100H208ZM251 101L252 102H254V103H251ZM5 102L3 101V103L5 104ZM23 103V106H24V108H22L21 107V105H19L18 106V104L19 103ZM30 102V103H29ZM177 102V103H178ZM209 102H212V100L211 101H209ZM263 104V105H261V103ZM63 102H61V104H62ZM174 103V102H173ZM204 103V102H203ZM207 103L208 102H206V104H204L205 106L207 105ZM248 103L249 104H252L251 105V107H250V105H248ZM260 103V105H261V107H259V110L257 109V111H256V108L259 106V105H257V107H256V104H259ZM66 104V102L65 103H63L62 105H65ZM74 103H72V105H73ZM180 104V105H181ZM188 104L190 105V103L188 102ZM187 104V105H188ZM211 104H213V102L211 103ZM242 104V105H241ZM245 104L247 105V108L248 109H253V111H256L257 113H255L254 114V112L253 111H251L252 113H253V115L254 116H251V114L250 115H247V114H249L250 113V110H248L247 108H244V107H246L245 106ZM30 105H28L29 107H31ZM51 105V106H50ZM175 105H177V104H175ZM179 105V104H178ZM186 104H185V106H187ZM216 105V106H217ZM244 105V106H243ZM255 105V106H254ZM28 106H26V108H29ZM58 108H57V107ZM61 106V105H60ZM209 106V104L207 105V111H209L210 109H212L213 108V110H211V112L213 111H216V106L214 105V106H212V108H211V105H210V107H208ZM241 108H240V107ZM254 106V107H253ZM21 107V108H20ZM54 107H55V109H54ZM67 107H70V106H67ZM72 107V106H71ZM188 107V106H187ZM190 108H191V105L189 106ZM188 107V108H189ZM193 108L192 109H194V106H192ZM221 107H224V108H222L221 109ZM250 107V108H249ZM256 107V108H255ZM32 108H30L31 109V111H32ZM64 108V107H63ZM131 108H132V110H131ZM230 108V109H231ZM24 109V110H23ZM35 109V110H34ZM64 109H66V108H64ZM69 109H71V108H69ZM125 109L127 110L128 108L127 107H125ZM125 109H124V111H125ZM154 108H153V106H152V110H153ZM192 109H189V110H192ZM209 109V110H208ZM215 109V110H214ZM241 109L243 110L242 112H241ZM244 109H245V111L246 110H248L246 113H245V111H244ZM54 110V111H53ZM169 110V109H168ZM171 110V109H170ZM185 111L187 110L186 108L184 109ZM183 110V111H184ZM189 110H187V111H189ZM238 110H240V111H238ZM16 111V112H15ZM62 111V110H61ZM66 111V110H65ZM123 111V110H122ZM143 111V112H142ZM151 111V110H150ZM155 111H156V109H155ZM136 112V111H135ZM134 112V113H135ZM165 112V111H164ZM164 112H162L163 114H164ZM210 112V111H209ZM209 112H207V113H209ZM240 112L242 113V114H244V115H242L243 117L245 116V114H246V116H249L248 117V123L246 122L245 123V121H246V119L244 120V119H242V116L239 118V119H236V118H238V116H236V115H239L240 114ZM249 112V113H248ZM262 112V111H261ZM158 113H160V112H158ZM162 113H160V114H162ZM166 113H168V111H166ZM165 113V114H166ZM194 113V112H193ZM192 113V114H193ZM216 114L218 113V111L217 112H215ZM215 113H214V115H215ZM235 113V115H233ZM263 113V112H262ZM21 114V115H22ZM154 114V113H153ZM153 114H151V116L153 115ZM163 114L161 115L162 117H163ZM170 114V113H169ZM195 114V113H194ZM20 115V114H19ZM155 115L157 116L158 114H156L155 113ZM154 115V116H155ZM211 115V114H210ZM219 115L217 116L218 117V119H219ZM260 115H261V113H260ZM150 116V117H151ZM167 116H168V114H167ZM221 116H220V120H221ZM236 116V117H235ZM250 116L252 117L251 119H249L250 118ZM256 116L254 117V118H256ZM261 116H263V114L261 115ZM15 117V116H14ZM139 117V118H140ZM144 117H146V121H151V122H153V119H155L156 117H154L153 119L151 118V119H147V116H145L144 115ZM149 117V116H148ZM160 117V116H159ZM186 117V116H185ZM191 117V116H190ZM229 118V120H230V117L232 118L230 121L229 120H227L228 118ZM264 117V116H263ZM164 118V117H163ZM165 118H166V116H165ZM164 118V119H165ZM167 118H170L169 116L167 117ZM197 118V117H196ZM208 119V121H210V119H211V117H207ZM210 118V119H209ZM215 118V117H214ZM212 119V120H214L212 123L214 124V125H217L216 123H218L219 122V120L217 119V121H216V118L215 119ZM235 118V119H234ZM158 119H161V118H158ZM158 119L156 118V120H157V122H159L158 121ZM164 119H162V120H164ZM191 119V118H190ZM233 119L235 120V121H233ZM260 119H262L263 120V118H259V119H257V122L255 123L256 125L257 124H259L260 122L258 121V120H260ZM13 120V119H12ZM161 120V122H159L158 123V125L157 124H154V126H152V124H151V126L153 127V129H152V127L150 126V124H149V126H148V128L149 129H147L146 130V128H145V125H144V122H142V128H143V140L146 142V144H147V147L149 148L148 150V156L146 155V153H144V151H142L141 149H133V151H132V154H133V159H134V164L135 165H133L134 166V168H135V166H136V169L134 170V173H132V178H131V176H130V182L129 183H134L135 185H137V187H138V185H140V187L141 186H143V188L144 187H149L148 189L150 190V192H151V195H152V197L155 199V203L157 204V202L159 201V203H160V205L162 206L161 208L163 209V211H162V209H161V211L163 212V214H164V219L165 220H167L168 221V224H169V229H170V231H171V235H172V240H173V243H174V245H176V248H177V250H176V256L178 257V261H180V263L179 264H264V218H261V216H263L264 217V205H262V204H264V203H262L263 202V200L264 199H262L260 196V198L259 197H256V198H259V201H258V199H255V196L253 195V193H250V191L251 190H249L250 188L252 189V186H253V192L255 191V189L257 188V187H259L260 188V191L258 190V189H256V192H254V194L255 193H257V194H263L264 195V192L262 191L261 192V190L263 189L264 190V179L262 178V177H264L263 175H264V169H261V171H262V173H261V171L259 172L258 170H260V169H258L257 170V168H256V164H257V166H259V167H263L262 166V164L264 163V161L263 160H261V158H263L264 156H263V153H262V151H260V150H258V151H254L255 153H257L258 154V152L260 151V154H258L259 155V159L260 160H258L257 159V154L254 156L256 159H257V161H255V163L254 162H250V164H248L247 163V161L244 159V160H242V157H244V156H242L243 155V153L241 154V160L240 159H238V158H240L239 156V154L237 153L236 154V152H234L233 150H235V148H236V145L238 146V144H236V145H234V149H232L233 147L231 146L230 147V145H231V143H226V140H224L225 142V144L223 145V144H221L222 145V147H224L223 149H225L224 151L222 150V147H215V149H213V148H211L210 150L211 151H209L207 148L204 150V151H209L210 153L212 152V149L213 150H217L218 151V148H221V150L222 151H220L219 153H220V156L221 157H223L222 159H221V157H219L222 161H223V159L225 160V162L226 161H229L227 164V166H226V164H222V167H224V169L223 168H220V166L218 165V163H220L221 161H219V158H218V163H217V161H216V163H217V165L219 166L217 169H216V166H215V169L213 168V170L214 171H219V170H221V169H223L222 171L224 172V174H222L221 173V171H219V174L221 173L223 176H225L226 175V179L227 180H225V182L226 183H228V184H226V183H224V177H222V175L220 176L219 174L217 175V174H215V172L214 173H212V171H211V169L209 170V171H211V173H212V177H216L217 179H219L218 178V176H220L221 178V180H220V183H221V181H222V183H224V184H226V187H231L230 188V190L232 189V188H234V191L238 194V195H236V193L234 194V191H232L231 192V194L233 195V197H234V199H233V197L231 196V194H230V191H224L223 190V188H226L225 187V185L223 184H219L218 182H216V183H218L219 185H218V187L220 186V188H222L221 190H223V200L225 201V200H228V199H225V197L227 196V195H229L230 194V196L228 197H226V198H231L232 200H233V202H232V200L230 199V202H228L227 203V206H226V204H223L224 203V201H222V203L220 204L219 202H217V204L219 203L220 204V206L223 204V206H224V208H223V212L222 211H217V212H219V214H217L216 212L214 213V215L213 214H211L210 212H208L207 213V211H210V210H207V211H203V210H206V209H211V211H212V209L214 208L215 209V207L218 209V206H214L215 204L213 203L212 205L214 206L213 208H211V205H210V202H209V199L211 198V197H208V196H210V195H205L204 193L206 192L207 194H208V192L207 191H210V192H212L213 193V191H212V189H214V188H216L218 191H219V193H218V191H217V193L215 192L214 193V198L215 197H217V198H215V199H217L218 200V198L220 197L221 198V196H222V192H221V190H219L218 188H217V184H216V187H215V185L212 183V181H210L209 183H211V184H204V182L206 181V180H203V185L204 186H202L203 187V189H204V191H205V186L207 187V191H203V189H202V191H203V193L202 194H204L205 196H204V198H208V200H204V198H202V197H200V196H202L201 194H199L200 192H198V191H200L199 190V188H197V192L195 191V187H192L191 186V184L193 185V183L195 182V180H194V177H192V172H193V174H195L194 172V169H192V171H191V173H189L190 171H189V169H191V164H192V161H193V163L194 164H196L195 162H197V161H195L194 162V159L197 157H194V156H192L191 155V153H184L183 155H182V157L180 156H176V155H178L177 154V152L175 153V155L173 154V153H171V155L173 154V156H174V158H173V156H170V160H168V154H167V156H166V152H165V150L163 151V149L161 150V147L159 146V143H160V141H159V138H158V134H157V132H156V128H159V127H163V126H165V125H163L164 123H168L166 120V122L164 121H162ZM168 120V119H167ZM171 120V119H170ZM169 120V121H170ZM206 120V121H207ZM238 122H237V121ZM242 120H244V123L242 122ZM261 120V122L262 123H260V125H259V127H260V130H261V127H262V129L264 128V120L262 121ZM145 121V120H144ZM207 121V128H209V131L211 130V128H212V131H217L216 129H218V128H215V129H213V126H212V124L210 123V122H208ZM216 121V122H215ZM252 122H253V120H251ZM155 122V121H154ZM190 122H193L192 120L190 121ZM215 122V123H214ZM242 123L240 126L239 125H237L238 123ZM259 122V123H258ZM147 123V122H146ZM156 123V122H155ZM163 123V124H162ZM235 123V124H234ZM209 124V125H208ZM221 124H222V126H221ZM148 125V124H147ZM146 125V126H147ZM198 125V124H197ZM237 125V126H236ZM252 126H253V123L251 124ZM250 125V126H251ZM9 126V127H8ZM218 126V125H217ZM245 126H243L245 129L244 130H247V128L245 127ZM8 127V128H7ZM222 127V128H223ZM227 127V128H228ZM230 127L231 128H228L229 130L230 129H232V128H234V127H232L231 125H230ZM256 127H258V126H256ZM256 127H253L255 130H253V134L254 133H256L257 134V136H259V138L256 136V134H255V137H257L256 139L258 140V143L257 144H260V142H263L264 143V130H261V131H258V130H256ZM154 128H155V131H154ZM223 128V130L224 131H222V129H220L219 128V130H220V132H224V134H227L228 132L227 131H225V129ZM252 128V129H253ZM4 129V130H5ZM140 129V128H139ZM160 129V128H159ZM227 129V130H228ZM249 129V128H248ZM258 129V128H257ZM149 130V132L148 133H146V131H148ZM158 130V129H157ZM218 130V131H219ZM240 130H241V127H240ZM243 130V129H242ZM250 131H251V127H250V129H249ZM8 131V130H7ZM255 131H257V132H255ZM263 131V132H262ZM156 134H155V133ZM219 132V133H220ZM225 132H227V133H225ZM259 132V133H258ZM211 133V132H210ZM262 133V134H261ZM148 134H149V137H150V139H149V142H148ZM214 134V133H213ZM139 136H140V134H139ZM226 136V135H225ZM261 136L263 137V140H261ZM79 137V136H78ZM209 137V136H208ZM211 137H212V134H211ZM211 137H209V138H211ZM141 138H142V136H141ZM208 138V139H209ZM224 139H226V138H224ZM79 140V139H78ZM161 140V139H160ZM220 140V139H219ZM214 141V140H213ZM217 141V140H216ZM260 141V142H259ZM75 142V141H74ZM79 142H80V140H79ZM209 142H210V139H209ZM223 142V141H222ZM76 143V142H75ZM74 143V144H75ZM213 143V142H212ZM237 143H239V142H237ZM82 144H84V143H82ZM89 144V143H88ZM161 144H162V141H161ZM211 144V143H210ZM96 145V144H95ZM163 145V144H162ZM229 145V146H228ZM243 145V143L241 144V141H240V143H239V146L236 148V150L235 151H240V146H241V150H243V152L245 153V151H244V146H242ZM263 148H261V150L263 149L264 150V144L262 145V144H260ZM259 145V146H260ZM89 146V145H88ZM87 146V147H88ZM210 146V145H209ZM225 146H226V148H225ZM77 147V146H76ZM82 147V146H81ZM91 146H89V148H90ZM86 148V147H85ZM163 148H164V146H163ZM210 148V147H209ZM217 148V149H216ZM228 148H230V150L228 149ZM239 148V149H238ZM91 149V148H90ZM94 149V148H93ZM99 149L100 148H97V151H99ZM101 149H103V150H105L106 148H101ZM258 149V148H257ZM107 150V149H106ZM179 150V149H178ZM165 152L164 154H163V152ZM171 151L173 152V150L171 149ZM207 151V152H208ZM228 151V152H227ZM200 152V151H199ZM201 152L202 153H199V154H201V155H203V151L201 150ZM207 152H204V154L205 153H207ZM223 152H225V154L227 153V154H229V158H228V156H227V154L225 155V154H223ZM253 152V155L255 154ZM169 153V152H168ZM178 153H180V151H178ZM198 152H196V154H197ZM217 153V152H216ZM215 153V154H216ZM221 153H222V155H221ZM232 153L235 155V158L236 157H238V158H236V160L238 159V160H240V161H242V162H236V160H235V158H234V155H232ZM240 153V152H239ZM131 153H130V155H132ZM170 154V153H169ZM214 154V153H213ZM214 154V155H215ZM206 155H209L208 153L206 154ZM206 155L205 156H202V157H205L206 159L207 158H209L210 156H212L211 154H210V156L208 157H206ZM219 155V154H218ZM233 157H232V156ZM237 155H239V156H237ZM200 156V155H199ZM198 156V157H199ZM216 156V155H215ZM225 156H227V157H225ZM257 156V157H256ZM149 157V158H148ZM166 157H167V159H166ZM173 159H172V158ZM175 157H176V159L178 160H176L175 159ZM178 157V158H177ZM193 157H194V159H193ZM214 157V156H213ZM225 157V158H224ZM234 158V160L233 161H231L232 159L231 158ZM127 158V157H126ZM130 158V157H129ZM212 157H210V163H211V161L213 160V159H211ZM229 160H228V159ZM120 159V158H119ZM118 159V161H120ZM122 159V158H121ZM174 159L176 160V161H174ZM203 159V158H202ZM206 159H204L205 160V162H203V160H201L202 161V163H206V161L208 160H206ZM216 159V158H215ZM227 159V160H226ZM264 159V158H263ZM130 160V159H129ZM128 160V161H129ZM208 160V161H209ZM149 161L151 162L150 164H151V166H150V164H149ZM172 161V162H171ZM173 161L175 162V163H173ZM200 161V160H199ZM259 161H262L261 162V165H260V162ZM123 162H125V161H123ZM122 162V163H123ZM129 162H131V160L129 161ZM232 162V163H231ZM237 163V164H239V166H235V165H237V164H234V163ZM248 165L246 168L249 170V171H251L252 169H250V168H248V167H250L251 165H252V167L254 166V168H253V170L251 171V172H253V173H251V175H248L249 174V171H247V169L246 170H244V169H242V168H244L245 167V163ZM116 163V162H115ZM121 163V164H122ZM201 162H200V164H202ZM209 163V162H208ZM221 163H224V162H221ZM240 163H242V164H244V165H242L241 164V167H240ZM252 163V164H251ZM117 164V163H116ZM119 164V163H118ZM117 164V165H118ZM124 164H126V163H124ZM123 164V165H124ZM132 164H133V162H132ZM132 164H127V165H132ZM198 164V163H197ZM200 164H198V165H200ZM215 164V163H214ZM255 164V165H254ZM210 165H212V163L211 164H209V166L208 167H210ZM216 165V164H215ZM250 165V166H249ZM113 166V165H112ZM116 166V165H115ZM125 166V165H124ZM132 166V167H133ZM191 166V167H190ZM202 166V165H201ZM201 166H200V168H201ZM206 166V165H205ZM205 166H203V167H205ZM206 166V167H207ZM121 167V166H120ZM123 167V166H122ZM226 167V168H225ZM240 168V170L242 171V170H244L243 172H244V174H243V172L241 173V171L239 170V168ZM251 167V168H252ZM133 168V169H134ZM172 168H173V170L174 171H172L171 172V170H172ZM196 168V167H195ZM256 168V169H255ZM264 168V167H263ZM114 168H112L111 170H113ZM197 169V168H196ZM207 169V168H206ZM205 169V170H206ZM219 169V170H218ZM199 170L200 169H198V172H199ZM255 170H256V172H255ZM201 171H202V169H201ZM113 172V171H112ZM114 172H116L115 171V169H114ZM114 172H113V174H114ZM122 172H123V170H122ZM197 172V171H196ZM248 172V174H246V175H248V176H250V178L248 177V176H246L245 175V173H247ZM258 172V173H257ZM111 173V172H110ZM117 173V172H116ZM124 173V172H123ZM200 173V172H199ZM199 173H196V175L197 174H199ZM203 172H201V174H202ZM208 173V172H207ZM255 173H257V174H255ZM259 173H260V176H262L261 178L259 177V176H257V175H259ZM118 174V173H117ZM120 174V173H119ZM187 174H189V178H191V181L190 182H192L191 184L190 183H188V184H190V185H188V184H186L187 182H185V181H187L188 179V175ZM205 174V173H204ZM203 174V175H204ZM210 174V173H209ZM245 175V177H246V180H245V177H243V175ZM115 175V174H114ZM124 175V174H123ZM195 175V176H196ZM208 175V174H207ZM217 175V176H216ZM254 175V176H253ZM121 176V175H120ZM194 176V175H193ZM198 176V175H197ZM251 176H253L252 177V180H254V181H256V180H258L257 182H259V184L260 185H258V183L256 182H252V180H251ZM206 177V176H205ZM211 176L209 175V178H210ZM247 177L251 180V182L249 183V179H247ZM255 177V178H254ZM257 177H258V179H257ZM105 178V177H104ZM111 177H109V179H110ZM113 178L114 177H112L111 179V181H113L114 183L116 182V184H118L117 183V181H115L116 180V178H114V180H113ZM206 178H208V177H206ZM209 178H208V180H209ZM215 178V179H216ZM223 178V179H222ZM254 178V179H253ZM108 179V178H107ZM193 179V180H192ZM203 179H204V177H203ZM212 179V178H211ZM263 179V180H262ZM102 180V179H101ZM196 180H198V178H196ZM200 180V179H199ZM207 180V181H208ZM213 180H214V178H213ZM248 180V181H247ZM127 181V180H126ZM194 181V182H193ZM202 181V180H201ZM206 181V182H207ZM247 181V182H246ZM260 181H261V183L263 184H261L260 183ZM263 181V182H262ZM127 182V183H128ZM177 182H178V184H181V183H183V182H185V184L183 183L182 184V186H180L179 185V187H177ZM179 182H181V183H179ZM197 182V181H196ZM119 183H120V181H119ZM128 183V184H129ZM199 183V182H198ZM243 183H246V185H247V187L249 186H251L250 188L248 187V188H245L244 187V184ZM251 183H255L256 185H257V187L255 188V184L253 185H250ZM104 184V183H103ZM116 184L114 185V184H112V182H110V181H108V183H106V185H104V186H102V188H100V190H99V192H100V195H102V197L104 198V196L106 195V197L108 198V202H109V204L110 205H114V204H116V203H119V202H121L124 198L125 199H127V198H129L130 197V194H126V195H124L123 194V191H121V186L118 184L117 186V188H116ZM133 184V185H134ZM188 185V186H187ZM199 185V184H198ZM208 185L210 186V185H214L213 186V188H211L210 190H208ZM263 187H262V186ZM100 186H101V184H100ZM129 186H131L130 184H129ZM187 186V188L185 189L184 187H186ZM190 186V188H188ZM194 186V185H193ZM200 186V185H199ZM136 187V186H135ZM182 187V188H181ZM212 187V186H211ZM142 188V187H141ZM142 188V189H143ZM183 189V190H185V192H187V193H183V195H180V197L179 196H177L176 194H175V192H174V190H178V191H180L181 189ZM194 188V189H193ZM89 189V188H88ZM131 189V188H130ZM134 189V188H133ZM145 189H147V188H145ZM180 189V190H179ZM189 189V190H188ZM192 189V190H191ZM249 191V193H248V191ZM85 190V189H84ZM117 190V191H116ZM187 190V191H186ZM215 190V189H214ZM226 190H228V189H226ZM258 190V191H257ZM75 191H77L78 192V190H75ZM80 191V190H79ZM143 191V190H142ZM190 191H191V194H189L190 193ZM71 192V191H70ZM70 192H69V195H70ZM90 192H92V191H90ZM131 192H132V190H131ZM147 192V191H146ZM195 192V193H194ZM209 192V194H211ZM225 192H226V194H225ZM228 192V193H227ZM261 192V193H260ZM66 193V192H65ZM127 193H129V192H127ZM181 193V192H180ZM179 193V194H180ZM192 193H193V195H192ZM245 193H246V195H245ZM59 194V193H58ZM185 194V195H184ZM194 194H199L198 196L200 197L198 200H195V199H197L196 197H198L197 195H194ZM215 194H217V195H215ZM219 194V195H218ZM225 194V195H224ZM257 194H255L256 196H257ZM81 195V194H80ZM95 195V194H94ZM99 195V196H100ZM104 195V196H103ZM129 195V196H128ZM136 195V194H135ZM174 195H176V196H174ZM189 195V196H188ZM192 195V196H191ZM250 195H252V200L254 199L255 200V202L254 203H252L253 201L251 200V196ZM262 195V197L264 198V196ZM41 196H43V195H41ZM41 196H40V198H41ZM54 196V195H53ZM52 195H51V197L50 196H48V197H50V199H51V201H53L52 200V197H53ZM58 196H60V194L59 195H57V196H55L56 198H58ZM63 196V195H62ZM61 196V197H62ZM76 196V195H75ZM79 196V195H78ZM207 196V197H206ZM239 197V199H238V197ZM240 196H241V202L239 201L240 200ZM246 196H248V198L246 197ZM250 196V197H249ZM54 197V200H56V198ZM64 197H66L67 198V196H66V194H65V196ZM101 197V196H100ZM101 197V198H102ZM140 197V196H139ZM138 197V198H139ZM212 197V198H213ZM238 199V200H236V198ZM37 198H38V196H37ZM39 198V199H40ZM44 198V197H43ZM71 198V197H70ZM74 198H76V197H74ZM79 198V197H78ZM77 198V199H78ZM81 198V197H80ZM83 198V197H82ZM107 198H105V199H107ZM110 198V199H109ZM179 198H181V199H183V200H186V202H185V204H188V200H191L192 199V201L193 200H195V201H197V202H199L198 204H199V206H200V202L202 201H205L204 203L205 204H203L202 203V206H198L199 208L198 209H200L201 207H202V212L200 211H197V212H199L201 215H204V218L202 217V220L201 219H199L200 221H198V222H200V225H198V226H196L197 225V223H195V221L196 220H193V219H195V217L198 215V218H199V216L201 217V215L200 214H197V215H195V211H196V209L197 208H195V206H193V205H185V207L184 206H182V202H180L178 199ZM211 198V199H212ZM219 198V199H220ZM250 198V199H249ZM39 199H36L37 201L39 200ZM49 199V198H48ZM61 199V198H60ZM90 199V198H89ZM153 199V200H154ZM201 199V200H200ZM203 199V200H202ZM210 199V200H211ZM214 199V200H215ZM222 199H220V202H221V200ZM43 200H46V199H43ZM72 200V199H71ZM95 200V199H94ZM177 200V201H176ZM200 200V201H199ZM213 199H212V201H214ZM251 200V201H250ZM260 200H262L261 202H260ZM41 201V200H40ZM57 201V200H56ZM58 201H59V198H58ZM63 201V200H62ZM69 201V200H68ZM75 201H76V199H75ZM89 201V200H88ZM180 203H179V202ZM208 201V203H206ZM229 201V200H228ZM237 201V202H236ZM35 202V201H34ZM44 202V201H43ZM54 202V201H53ZM60 202H61V200H60ZM63 202H66V200L65 201H63ZM71 202V201H70ZM81 202H82V200H81ZM80 201H79V203H81ZM90 203H96V202H93V201H89ZM190 202V201H189ZM215 202V201H214ZM227 202V201H226ZM256 202H259V203H257L258 204V209H256V210H253L252 211V207H253V205L252 204H254L255 206H256ZM37 203V202H36ZM46 203V202H45ZM48 203V202H47ZM62 203V202H61ZM61 203H59V204H61ZM74 203H77V202H74ZM98 203V202H97ZM158 203V204H159ZM192 203V202H191ZM191 203H189V204H191ZM195 203V202H194ZM193 203V204H194ZM231 203H233L232 205H233V207L232 206H230L231 208H238V207H240V208H242V209H244V212H249V215H251V216H248V214L247 213H244L243 211H242V213H240L241 212V209H240V211H238L239 212V215L237 216V217H240V219H241V221H239L240 219L239 218H236L235 219V215H236V213L238 214V212H237V210L239 209H235L236 211H234V213H233V211L231 210V208H230V210H229V208H228V206L229 205H231ZM240 203H242V204H240ZM22 204V203H21ZM20 204V206H22V207H24L23 205H21ZM39 204H41V203H39ZM55 204V203H54ZM86 204H88V202L86 203ZM184 204V203H183ZM196 204V203H195ZM197 204V205H198ZM216 204V205H217ZM238 206L239 204H240V206H236V205ZM34 206H36L35 204H33ZM51 205V204H50ZM56 205V204H55ZM58 205V204H57ZM85 205V204H84ZM83 205V206H84ZM203 205H204V207H203ZM205 205H206V207H205ZM210 205V206H209ZM234 205L236 206V207H234ZM243 205H244V208H243ZM28 206H29V204H28ZM38 206V205H37ZM49 206V205H48ZM86 206V205H85ZM92 206V205H91ZM98 206V205H97ZM189 208V210H191L192 208H190L191 206H193L194 208H193V210H195V211H193V210H191V211H189L188 209V211L187 210H185V211H183L184 209H183V207L186 209L187 207ZM190 206V207H189ZM220 206H219V209H222V208H220ZM254 206V209L257 207H255ZM33 207V206H32ZM31 207V208H32ZM39 207H40V205H39ZM87 207V206H86ZM158 207V206H157ZM226 207V208H225ZM250 208V209H247V208ZM9 208V207H8ZM27 208V207H26ZM99 208V207H98ZM160 208V207H159ZM180 208H182L181 210H180ZM204 208V209H203ZM228 208V209H227ZM7 209V208H6ZM17 209V208H16ZM41 209V208H40ZM89 209V208H88ZM213 209V210H214ZM216 209V210H217ZM248 211H247V210ZM13 210V209H12ZM11 210V211H12ZM26 210V209H25ZM29 210V209H28ZM38 211H40L39 209H37ZM43 210H44V208H43ZM82 210V209H81ZM90 210V209H89ZM229 210V211H228ZM246 210V211H245ZM9 211H10V209H9ZM21 211H23V209L21 210ZM36 211V210H35ZM34 211V212H35ZM251 211V212H250ZM15 212H18V211H15ZM24 212V211H23ZM33 212V213H34ZM73 212H75L74 210H73ZM180 212V213H179ZM203 212H205L206 214H203ZM214 212V211H213ZM212 212V213H213ZM229 212H231L232 213V215L229 213ZM236 212V213H235ZM5 213H7V212H5ZM28 213H31L30 211H28ZM177 213H178V215L180 216V214H181V216H180V218H178L177 216ZM194 213V215H195V217L192 215V214ZM210 213V215H211V217H207L206 215L207 214H209ZM243 213L245 214V217H244V215H243ZM251 213V214H250ZM16 214V213H15ZM24 214V213H23ZM27 214V213H26ZM216 214V215H215ZM233 214H234V216H233ZM240 214L242 215V218H241V216H240ZM13 215V214H12ZM19 215H22V214H20L19 213ZM209 215V216H210ZM212 215L215 217V218H217V217H219L220 218V221H219V218H217V219H215V218H213L212 219ZM219 215V216H218ZM253 215V216H252ZM35 215H33V217H34ZM182 216H183V218H182ZM233 216V217H232ZM246 216L248 217V218H246ZM257 216V217H256ZM12 217V216H11ZM19 217V216H18ZM193 217V219L191 220V218ZM197 218V217H196ZM197 218V219H198ZM206 218H208V221H210V222H208V225H206V223H207V221L205 222V220H203V219H206ZM209 218H211L212 220H209ZM235 219L236 221H234L233 220V222H235V224H233V222H232V219ZM17 219V218H16ZM177 219H180V221L179 220H177ZM238 219V220H237ZM242 219H243V221H242ZM259 219V220H258ZM261 219V220H260ZM263 219V220H262ZM207 220V219H206ZM217 220V221H216ZM259 222H258V221ZM9 221V223H11L10 225H12V223H13V221L11 220H8ZM18 221V220H17ZM17 221H15V222H17ZM21 221V220H20ZM26 221V220H25ZM24 221V222H25ZM189 221H191V222H189ZM193 221V222H192ZM202 221H203V223H202ZM212 221H215V222H217V223H215V222H213L212 223ZM229 221H231V222H229ZM239 221V222H238ZM260 221L263 223H260ZM187 222L188 223H194V225L193 224H187ZM220 222V224H219V227H217L218 226V223ZM227 222H229V224H226ZM240 222H243V224H241ZM256 222V223H255ZM9 223H7L8 225H9ZM21 223V222H20ZM27 223H29V222H27ZM31 223V222H30ZM183 223V224H182ZM214 224L215 226H209L210 224ZM230 223H231V225H230ZM236 223H237V225H236ZM257 223H258V225H260L261 227H259L258 225H257ZM13 224H15V223H13ZM178 224H181V225H178ZM185 224H187V225H185ZM199 224V223H198ZM225 225L226 224V226H223V225ZM255 225V226H253V225ZM190 225H192V226H190ZM204 225V226H203ZM206 225V226H205ZM222 225V226H221ZM238 225H240V226H238ZM257 225V226H256ZM8 227V226H7ZM10 227V226H9ZM3 228H5V226L3 227ZM3 228L1 229V230H3ZM167 244V243H166ZM144 263H135L134 262V264H147V263H149V264H151L152 263V260H148L147 262H145V261H143ZM154 262V261H153ZM170 263H173L172 261H170ZM129 264H133V263H129ZM152 264H154V263H152ZM174 264V263H173Z\"/></svg>", "mask_w": 264, "mask_h": 264}, {"label": "crops", "instance_id": "0c3cea01", "mask_svg": "<svg viewBox=\"0 0 264 264\" xmlns=\"http://www.w3.org/2000/svg\"><path fill=\"white\" fill-rule=\"evenodd\" d=\"M158 219L146 197L60 216L0 235V264H113L139 258L160 247Z\"/></svg>", "mask_w": 264, "mask_h": 264}]
</instances>
